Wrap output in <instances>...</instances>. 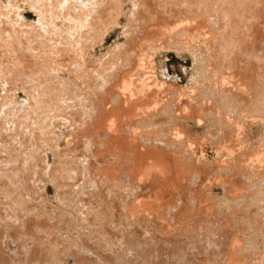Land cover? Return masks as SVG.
I'll return each instance as SVG.
<instances>
[{"label": "bare ground", "instance_id": "obj_1", "mask_svg": "<svg viewBox=\"0 0 264 264\" xmlns=\"http://www.w3.org/2000/svg\"><path fill=\"white\" fill-rule=\"evenodd\" d=\"M164 1L166 3H164ZM170 1V0H169ZM172 1V0H171ZM185 1V0H184ZM188 1V0H187ZM197 0H192V2L189 0L187 3L191 2V6H188V4L186 5V1L184 2L185 3V6H181L179 4V6L181 7H178L177 4L175 3V5L177 7H174V6H170L168 5L169 4H174V3H171V2H167L166 0H132V4H131V7L130 9L128 10V14H130V27L129 24H128V29L126 30H129L127 33H129L130 31V34L129 37L133 36L134 38V42H133V38H130L132 39V42L134 43L133 45H131L130 47L128 45L130 44H126L127 46L123 44L122 47H126V49L128 50H123L125 52V54L123 52H118L120 54L117 55L116 58H112L110 61L109 60V63L107 64H104L102 61H97V65H98V69H95V68H91V65H87L86 64V61H85V58H83L84 60H81L79 56L80 53L77 51L78 50V47L80 49V46L76 45V44H79L81 42H78V36H80L79 38L81 39L82 36L84 35H88L89 33H91L92 35V30L95 31L94 33L98 34L100 31H102V26L105 25L106 23H104L105 21H107V19L110 17L111 18V15H112V18L108 19V20H112L113 17H114V20H116L115 22H112L113 25H117V21L119 20V18L121 17V15L124 14V10H123V2L122 0H11L9 3L11 4V6L14 8H16V10L18 9V14H15V15H10L8 13V9L7 7L4 8L5 9V12H1L0 13V34L1 35H5L7 36L6 37V40L7 38L9 39L8 41H10L9 43V47L10 48H6L7 49V52L10 53V57L13 59L12 61V67L11 68V64L10 62H7L10 64V66L8 68H10V71H13V69H17V66L21 68V70H25V73L24 75L23 74H20L18 77L16 76V83L19 84V85H23L25 88H27V86H32L31 84H34L33 87H35L36 83L39 82L38 86H40L39 88H41V82L42 85L44 84V81H46V84L45 86L48 84L47 82L49 81L50 83L52 82V84H49V85H54V88H52L51 90H47V89H50L51 86L47 89H45L44 91L46 92V90L49 92L47 93L46 92V96L44 97H41L40 96V92L38 90V88L36 90H38L39 94H37L38 92H36L35 94L39 95V97L42 98L43 100V103L41 101V105H39V103H34V104H31L30 100L33 99L34 100V96L32 97V91L28 94L30 95V98L29 101L27 103L24 104V106L22 105V107H16L11 110L10 113V123H14L15 125H17L19 127V129H16L18 128L17 126H15L16 128H13L16 132H13V133H17L19 132L18 130H20V132L22 131L23 133L21 134L24 135L27 131L31 132V131H35L37 132L36 128H39V127H43L42 129V134H43V131L46 130V133L47 131H49V129L51 128L49 124H55V123H51V119L49 120V117L50 116H53V115H56L58 114L55 118L57 119V117L59 116L60 117V121L61 122H64L62 121L61 119H64V115L65 117L67 116V113H70V115L72 116L75 112L76 114L79 115V118H80V115L82 117V119L78 118V115L75 120L74 116H72L74 118V120H70V117L68 120H70L69 123H71L72 121V124L73 125H66L67 127L65 128V132H64V135H65V138L68 142V144H71V146L74 145V143L77 141L76 139L79 140V142L81 141V143H77L76 146L78 145H82V147L84 148L83 151H79L81 152L79 155H75L74 156V159L76 158L77 159V162H78V166L80 167L81 165V168H78L79 170L81 169V172H82V177L80 178L79 175L81 174V172L79 173L78 172V178L81 181H83L82 183L85 184V185H89L88 187H85L83 185V189L79 190L75 193H79V199L81 198L83 201H87V203L89 204V208L91 211L95 212V214L97 213L98 215L100 214L101 216L102 215H113L114 213L116 214H119L118 210H119V207L121 205L125 206L123 208H125V211L127 210L126 214L128 213V215L130 216H136V214H138L139 210L136 209L138 207H136L138 203H135L136 206L131 202L132 199L135 200L137 198V195H138V198H140L139 196L141 195V197H146L148 196V198H152L154 197L153 200L155 201H151L150 200H146L145 201V206L146 207V210H149V209H152L153 212L155 209L153 208H156L155 207H152L154 206L153 204L155 203V205L159 206V210L162 212L163 209H165V212L168 208H175L174 210L180 214V212H182L183 210H186L188 211V204H190V202L192 203L195 202V203H198V200L201 198V197H197L196 196H193V197H190L191 200L190 202L188 203V201L186 202V199L189 200L188 198H186V196L189 194L185 193V186L187 184H189L190 182H193L194 179H198V177H201V178H204V176H202V174L204 173V171H206L205 168H208L209 166H203V164H206L208 165V161H204V156H205V153H204V150L202 148V152L200 151V153H204V155H201L197 152H195L194 150L192 151L193 148L192 145L194 143V139L193 140V143H191L192 141L189 140L188 142L191 143V144H185V142L183 143V141H181L182 139V135L184 136V134H182L183 132H181V128L179 126V124H177L176 122L170 120L171 118L173 119L172 115L173 113H175L174 109H171L170 107H168V103L163 101V96L161 95L162 92H164V82L160 81L157 76H155V71L156 69H154L152 72V75H148L147 74H142V70L144 71L143 67L141 65H143L144 63L142 62V58L141 60L137 59L136 61V55H133L135 53H137V50L142 47V44L144 43L146 45V49H148V53H155L158 49L156 46H158L160 43L157 42L163 38H166L168 37L166 40L167 43L170 42V39L172 40L173 42V39L172 38H175L176 37V40L180 38V35H181V38H182V35L185 36L186 35H189L191 36V32L192 34H196V33H199L201 30H198V28L200 29L202 25H204L203 29L206 27V24H205V18L202 19V20H198V21H202L203 23H199V25L201 24L200 27H198V23H197V19H200V17H208L207 19V27L208 25L210 24L209 21H212L214 22L213 25H211L210 28H212V32L211 33H203V30H202V33H199L198 36H204L205 39V43L202 42L201 44L204 43L207 44L209 43V47L206 46V48L210 49L208 51H214V47L215 45H219L217 44V42H219V38L222 37V40H224L225 38H228L227 40H230L229 44H227V47H223L225 45H221L219 46V51L221 49V53H227V52H230L229 54V57L228 58L227 54L225 53L223 56L224 57H227L228 59V62L229 63L230 61V64H231V70L230 68L226 69L228 67V65H224V63L226 64V61H222L224 66H227V67H224L226 69V71H224V73L221 74L220 72V75H217L219 70L215 72V70H212L211 67H213V64L212 66H209V59H206L207 58V55L209 56V54H207L204 58H203V55L205 53V51L207 50H204V51H201L200 47L197 46L196 47H190L187 46L186 48L193 54V57L195 56V60H197V62L199 61V57H202L200 58L201 62L203 61H206L207 60V65L205 62V65L204 67L202 66V64H200L204 69V71L202 70V68L200 67V69L202 71L200 72H196V74H194L195 76L194 77V80L195 79H199L196 83H199V85L197 84L195 86V89L196 87H198L199 89H196V90H200V93L203 94V96H199V98L203 97V100L204 99H208V100H212V99H217L215 103L218 104V107L222 106L223 107V111L222 112L223 114L226 113V111H234L235 113H241L240 115L244 114L242 113L243 111L247 112V113H253L254 115H256L258 118L261 116L260 114H262V112H264V92L263 95L262 93L260 92V90H263L264 86L262 87V85H264V64H263V60H264V28L262 29V27H264V0H233V2L229 3V4H232L231 6H228L227 7H223V9L221 10H217L219 12V18L221 19L222 17L226 16L228 13L230 14V21L228 20V22H226V25H224V21L223 20H220L223 24L219 26L218 25H214L215 22H216V17L213 16L212 12L210 13H204L206 16H203L204 14L202 13V8L205 7H201V4H196V6H194V8H191L192 7V3H196L194 2ZM202 1V0H201ZM204 1V0H203ZM208 1V0H207ZM212 4H214V0H212ZM216 1H219V0H216ZM215 1V3H216ZM223 1V0H221ZM228 1V0H227ZM231 1V0H230ZM263 3V4H260V2ZM160 2H163V3H160ZM175 2V1H174ZM177 2V1H176ZM181 2V0L179 1ZM211 2V1H210ZM21 3H25V4H28L29 8L32 9L34 12H36L39 16V21L37 23H30L28 24V22L26 21L24 15H22L21 13V6L20 4ZM198 3V2H197ZM201 3V2H200ZM209 3V2H208ZM218 3V2H217ZM227 3V2H226ZM205 4V3H203ZM207 4V2H206ZM205 4V5H206ZM225 4V3H224ZM223 6H226V4ZM23 5V4H22ZM168 5V6H167ZM190 5V3H189ZM195 5V4H194ZM199 5V6H198ZM216 5V4H215ZM207 6V5H206ZM211 6V5H210ZM174 7V8H173ZM220 7V5L218 6ZM222 7V6H221ZM220 7V8H221ZM11 8V7H10ZM177 8V9H175ZM217 8V7H215ZM227 8V9H226ZM208 9V8H207ZM213 9V7H212ZM209 10V9H208ZM20 11V12H19ZM211 11V10H210ZM214 11V14L215 12ZM220 11L224 12V13H227L226 15L224 14V16L220 15ZM206 12V11H205ZM216 12V13H218ZM232 12V13H231ZM218 16V15H217ZM221 16V17H220ZM69 20L71 23L69 24H72L73 27L69 28L70 31L68 32H64V28L62 27H59L58 26V23L60 24V21H63V20ZM222 19H226V18H222ZM65 20V21H66ZM112 20V21H114ZM217 20V21H218ZM104 24H103V23ZM108 22V21H107ZM211 22V23H212ZM67 23V24H68ZM110 23V22H109ZM110 23V26H112ZM217 23V22H216ZM52 24V27L51 29L49 28L48 25ZM108 26V25H106ZM106 26H104V28H106ZM213 26V27H212ZM218 26V29L220 30H217L218 33L221 34L218 35L216 34V27ZM224 26H227L226 28V31L225 29H222V28H225ZM68 27V26H67ZM101 28V29H100ZM112 28V27H111ZM130 28V29H129ZM197 28V30L199 32L196 31L195 32V29ZM68 29V28H67ZM109 29V28H107ZM206 29V28H205ZM222 29V30H221ZM229 29V31H228ZM66 30V28H65ZM207 30V29H206ZM210 30L208 32H210ZM224 30V31H223ZM104 31V30H103ZM102 31V32H103ZM194 31V32H193ZM101 32V36L103 34V36L106 34L107 30L104 31V33ZM205 32V31H204ZM126 33V32H125ZM127 35V36H128ZM1 36V37H3ZM97 36V35H96ZM100 36V35H99ZM98 36V37H99ZM100 36V37H101ZM188 36V37H190ZM197 36V35H196ZM201 36V37H202ZM212 36V37H211ZM220 36V37H219ZM99 37V38H100ZM179 37V38H178ZM195 37V36H194ZM4 38V37H3ZM63 38H66L68 40V43L62 41ZM98 38V39H99ZM183 37L182 39H179L181 43H183L182 40H185ZM191 38H193L191 36ZM196 38V37H195ZM199 38V37H197ZM1 39V38H0ZM129 39V40H130ZM187 39V38H186ZM189 39V38H188ZM3 40V39H2ZM128 40V43L131 41ZM169 40V42H168ZM175 40V41H176ZM178 40V41H179ZM191 40H194V39H191ZM190 40V42H191ZM200 40V39H199ZM221 40V41H222ZM226 40V39H225ZM232 40V41H231ZM234 40V41H233ZM7 41V42H8ZM127 41V40H126ZM164 41V39H163ZM188 42V40H186ZM6 42V43H7ZM130 42V43H132ZM159 43L158 45L156 43ZM165 42V41H164ZM186 42V43H187ZM193 42V41H192ZM226 42V41H225ZM228 42V41H227ZM126 43V42H125ZM142 43V44H141ZM163 43V42H161ZM166 43V44H167ZM174 43V42H173ZM177 43V42H176ZM175 43V44H176ZM184 43V44H186ZM196 43V42H195ZM199 43V42H198ZM215 44L214 46H212L214 49L210 48V45L211 44ZM69 44V48L67 49V52H65V45H68ZM156 44V45H155ZM165 44V45H166ZM171 44V43H170ZM169 44V45H170ZM178 44V43H177ZM189 44V43H187ZM194 44V43H192ZM8 45V44H6ZM124 45V46H123ZM172 45V44H171ZM171 45L169 47H171ZM52 46V48L50 47ZM54 46H57V48L59 49H56L55 48V52L57 53L56 50H58V53L59 52H63L61 56L67 55L66 57V60L59 58L58 55L56 56L57 58L61 59L62 62H60L58 59L54 61V59L52 60L51 58H54L56 55L54 53ZM162 46V45H161ZM168 46V45H167ZM176 46V45H175ZM129 47V48H128ZM180 47H183L180 45ZM179 45L178 47L176 46L175 49L177 48H180ZM221 47V48H220ZM121 48V47H120ZM144 48V47H143ZM143 48H140V49H143ZM163 48V46H162ZM203 48V47H201ZM85 49V48H84ZM146 49L144 51L143 49V52H146ZM171 49V48H170ZM115 50V49H114ZM181 50V49H179ZM183 50V49H182ZM187 50V51H188ZM200 50V51H199ZM119 51V50H118ZM139 51V50H138ZM178 51V50H177ZM186 51V50H185ZM2 52V51H0ZM79 53V54H76V53ZM80 52H82L80 50ZM127 52V53H126ZM146 52V53H147ZM179 52V51H178ZM6 53V52H5ZM7 53V54H8ZM12 53L16 54L15 55H12ZM54 53V55L52 54ZM83 53V52H82ZM81 53V54H82ZM115 53V51H114ZM113 53V54H114ZM123 53V54H122ZM133 53V54H132ZM139 53V52H138ZM142 53V51H141ZM140 53V54H141ZM180 53V52H179ZM2 54V53H1ZM51 54L53 55V57H51ZM145 54V53H144ZM212 54V53H211ZM220 53L218 52V57H219V62L220 60L224 59L226 60V58H222V54L219 55ZM72 55V56H71ZM75 55V56H74ZM115 55V54H114ZM143 55V53L141 54ZM148 55V54H147ZM152 55V54H151ZM227 55V56H226ZM74 56V57H73ZM88 56V55H87ZM109 56V55H108ZM113 56V55H111ZM116 56V55H115ZM119 56V57H118ZM134 56H135V59H134ZM212 56V55H211ZM8 57V58H10ZM13 57H16V59H14ZM51 57V58H50ZM84 57V56H82ZM140 57V56H139ZM146 57V56H144ZM156 57V56H155ZM217 57V56H216ZM10 58V59H11ZM64 58V57H63ZM151 58V57H150ZM153 58V57H152ZM152 58L149 59L150 60V63H152L153 65V62H152ZM197 58V59H196ZM210 58V57H209ZM221 58V59H220ZM56 59V58H55ZM154 59V58H153ZM205 59V60H204ZM213 59V58H212ZM216 59V58H215ZM230 59V61H229ZM52 60V61H51ZM147 60V59H146ZM11 61V60H10ZM54 61V63H53ZM64 61H66L65 65L70 67L71 69L69 70L71 73H73V76L74 74L78 77V79H82L81 77H84L85 75L87 76L88 74L91 75L92 77L94 76V79L90 80V79H86L88 80L87 81V96H85L86 94V90H83L85 92L81 93V89H79L78 87H76L75 85H73L71 83V81L61 75H59V72H57V70H59L58 68H61L60 66H63L62 68H65L64 65H62L61 63H64ZM214 62V60H212ZM141 62V63H140ZM145 62V60H144ZM218 62V61H217ZM214 63L215 65L218 64V63ZM233 62V63H232ZM149 63V64H150ZM195 64V63H194ZM105 65V66H104ZM214 65V66H215ZM217 66V65H216ZM221 66V65H220ZM1 67V66H0ZM15 67V68H14ZM142 67V68H140ZM150 67H151V64H150ZM155 67V66H154ZM222 66L220 67L221 69H224ZM61 68V69H62ZM148 68V67H147ZM153 68V66H152ZM206 68V70H205ZM210 68V69H209ZM215 68V67H214ZM219 68V67H218ZM37 69L39 73H37ZM69 69V68H68ZM141 70V73L139 75V70ZM195 69V68H194ZM224 69V70H225ZM235 69V70H233ZM22 70V71H23ZM62 71V70H61ZM65 71V70H64ZM148 71V69H147ZM221 71V70H220ZM223 71V70H222ZM231 71V72H228ZM35 72V73H33ZM145 72V71H144ZM154 72V73H153ZM211 72V73H210ZM3 73V72H2ZM13 73V72H12ZM21 73V72H20ZM62 73V72H61ZM150 73V72H149ZM228 73V74H227ZM18 74V73H17ZM193 74V73H192ZM211 74V75H210ZM214 74V75H213ZM23 75V76H22ZM36 75H38L37 77L39 78V76L41 77V79H37ZM71 75V74H70ZM157 75V74H156ZM15 76V74H14ZM34 77V78H33ZM91 77V78H92ZM88 78V77H87ZM191 78V77H190ZM36 81H35V80ZM79 79V80H80ZM193 79V78H192ZM38 80H43V81H38ZM83 80V79H82ZM35 81V82H34ZM38 81V82H37ZM194 82V83H195ZM192 83H193V80H192ZM167 85V84H166ZM171 85V84H170ZM169 85V86H170ZM195 84H193L192 87H194ZM48 86V85H47ZM21 87V86H20ZM22 87V88H24ZM37 87V86H36ZM164 87V88H163ZM167 87V86H166ZM258 87V88H257ZM262 87V88H261ZM24 88V90H25ZM46 88V87H45ZM163 88V89H162ZM173 86H172V90H173ZM256 88L258 89V91L256 90ZM30 89V88H29ZM33 89V88H31ZM30 89V90H31ZM35 89V88H34ZM42 89V88H41ZM166 89V88H165ZM171 89V86L170 88L168 87L167 91H166V94L168 92V90ZM175 89V88H174ZM179 89V88H178ZM194 89V90H195ZM28 90V89H26ZM163 90V91H162ZM181 90V89H180ZM179 90V92H181ZM187 90V89H186ZM256 90V91H255ZM43 91V92H44ZM35 92V91H33ZM44 92V93H45ZM178 92V95L179 97H181L180 95L181 94ZM188 92H189V89H188ZM192 92V91H190ZM10 93V92H9ZM177 93V92H176ZM175 93V94H176ZM184 93V92H183ZM186 93V92H185ZM193 93V92H192ZM199 92L197 94H200ZM43 94V93H42ZM83 94V95H82ZM164 94V93H162ZM187 94V93H186ZM190 94V93H189ZM35 95V96H36ZM184 95V94H182ZM195 95V94H194ZM165 96V94H164ZM177 96V94H176ZM174 96V97H176ZM187 95H184L183 97H185ZM198 96V95H197ZM14 97V96H13ZM37 97H35L37 99ZM192 97V95H191ZM170 99V97H168ZM167 98V99H168ZM178 98V97H177ZM176 98V99H177ZM182 98V97H181ZM196 98V97H195ZM12 99V98H10ZM16 99V98H15ZM172 99V98H171ZM184 99V98H182ZM187 99V98H186ZM190 99V98H188ZM13 100V99H12ZM32 100V101H33ZM40 100V98L38 99ZM174 100V99H173ZM178 100V99H177ZM180 100V99H179ZM198 100V98H197ZM196 100V101H197ZM201 101V100H198L200 101V104H203L205 103V100L204 101ZM207 100V101H208ZM183 101V104L187 101ZM190 101H193V98L190 99ZM197 101V102H198ZM213 102L215 100H212ZM211 101V102H212ZM40 102V101H38ZM172 102V101H170ZM180 102V101H179ZM177 103L178 104H182V102L180 103ZM202 102V103H201ZM210 102V101H209ZM210 102V105H212ZM14 103V102H12ZM165 103V104H164ZM167 103V104H166ZM176 103V102H175ZM174 103V105H175ZM190 102L187 101V103H185L186 105H182V107L184 106L183 108V111H186L188 112L189 110V107H190ZM193 103V102H192ZM36 104V105H35ZM56 104H59V105H56ZM220 104V106H219ZM19 105V104H18ZM39 105V108L38 110L36 109H32L34 106H38ZM57 107H56V106ZM204 105V104H203ZM42 106V107H41ZM181 106V105H180ZM189 106V107H188ZM201 106V105H200ZM205 106V105H204ZM202 106V107H204ZM208 106V105H207ZM207 106L205 108H207ZM11 107V106H10ZM42 109H41V108ZM54 107V108H53ZM59 107V108H58ZM179 107V106H178ZM181 107V109H182ZM199 107V106H198ZM197 107V108H198ZM212 107L214 108V106L212 105ZM37 108V107H36ZM191 108V107H190ZM193 108V107H192ZM196 108V109H197ZM205 108H202V111L203 109ZM180 109V107H179ZM216 109V108H215ZM220 109V108H219ZM9 110V111H10ZM174 112H173V111ZM188 110V111H187ZM199 110V108H198ZM205 110H208L205 109ZM204 110V112H205ZM218 110V108H217ZM222 110V109H221ZM8 111V112H9ZM178 111V108L177 110ZM182 111V110H180ZM195 111V110H194ZM211 111V109H210ZM73 114H72V113ZM199 112V111H198ZM212 112V111H211ZM217 112V111H216ZM221 111H219L218 113H220ZM33 113H35L33 115ZM37 113V114H36ZM179 113V112H178ZM177 113V114H178ZM217 113V114H218ZM3 114V113H2ZM9 114V113H8ZM44 114V115H43ZM64 114V115H63ZM74 114V115H76ZM185 114V113H183ZM189 115V113H187ZM196 114V112H195ZM211 114V113H210ZM213 114V113H212ZM211 114V115H212ZM216 114V113H215ZM214 114V115H215ZM227 114V113H226ZM232 114V113H231ZM252 114V115H253ZM5 115V114H4ZM33 117H32V116ZM180 115V113L178 114ZM188 115H183L185 118H188ZM207 115V113H206ZM210 115V116H211ZM238 115V116H240ZM245 115V114H244ZM247 115V114H246ZM250 115V114H249ZM175 116V114L173 115ZM177 116V115H176ZM175 116V117H176ZM181 117H183L182 115H180ZM187 116V117H186ZM191 116V115H189ZM196 116V115H195ZM220 118L218 120V122H221L223 121V117H221L222 115H220ZM225 116V115H224ZM251 116V115H250ZM250 116H249V119H250ZM263 116V114H262ZM261 116V117H262ZM0 117L1 114H0ZM7 117V115H6ZM5 117V118H6ZM54 117H53V120H54ZM58 117V118H59ZM71 117V118H72ZM165 117H171V118H165ZM179 117V116H178ZM177 117V118H178ZM179 117V118H181ZM192 118H194V115L191 116ZM189 117V118H191ZM206 117V116H205ZM226 118L228 116H225ZM244 117V116H243ZM248 117V115L246 116ZM255 117V118H257ZM4 118V117H3ZM2 118V119H3ZM30 118V119H29ZM72 118V119H73ZM184 118V119H185ZM196 118V122H198L199 124H201L202 120L201 118L199 117V114H198V117H195ZM218 118V117H217ZM224 120L223 124L221 125V123L219 124L218 126V140H216L217 142V146H216V149L219 151H221V154L223 153L222 150L224 151L225 153V150L227 151L226 152V155L227 153L234 157V155H237V157L239 158V155L241 156V161L240 162V165L241 164H245L246 166L249 164H251L250 166L252 167L255 166L256 164H258V173L260 171V166L263 167L264 165V151H261L260 150L258 152H260L259 154H255V157L253 156V158H250L249 157V152H240V149H239V152H235V150L238 148L237 146V143L241 140H239V137L238 135L241 134V130L243 131V135H244V129H246L245 127L243 128V123H239V120H236L238 121V124H233L234 121L232 122H229V117L228 119ZM231 118V117H230ZM238 118V117H237ZM241 118V117H240ZM252 118V117H251ZM232 119V118H231ZM66 120V121H68ZM216 120V119H215ZM246 120V119H245ZM244 120V122H245ZM4 121V120H3ZM65 121V123H66ZM241 121V119H240ZM258 121V120H257ZM262 121V119H261ZM214 122V121H212ZM225 122H228L227 124H225ZM254 122V121H253ZM6 123V121H5ZM8 123V122H7ZM6 123V124H7ZM9 123V124H10ZM232 125H231V124ZM237 123V122H236ZM263 123V122H262ZM34 124H38V127H36L34 130L33 129V126ZM63 124V123H62ZM67 124V123H66ZM211 124V123H210ZM217 124V123H216ZM257 124V123H256ZM5 125V124H4ZM235 125V126H233ZM247 125V123H246ZM50 128H49V127ZM174 126V130L177 131H173L174 133H172L171 131V128ZM245 126V125H244ZM10 127V126H9ZM48 127V128H47ZM232 127L234 128V130H230L232 129ZM46 128V129H45ZM63 128V127H62ZM98 128V130H97ZM141 128V130H139ZM243 128V129H242ZM33 129V130H32ZM40 129V128H39ZM38 129V130H39ZM48 129V130H47ZM52 129V128H51ZM50 129V130H51ZM189 129V128H188ZM187 129V130H188ZM217 129V127H216ZM226 129L230 132L227 133ZM11 130V129H10ZM31 130V131H30ZM96 130V131H95ZM173 130V128H172ZM24 131H26L24 133ZM41 131V130H40ZM53 131V129H52ZM94 131V132H93ZM12 133V131H10ZM39 132V131H38ZM37 132V133H38ZM51 131H49L48 133L50 134ZM141 132V134H140ZM241 132V133H240ZM28 133V132H27ZM26 135L28 136L29 134ZM34 133V132H33ZM31 132L30 135L31 136H34L36 135L34 133ZM41 132H39L40 134ZM48 133L47 135L45 134V131H44V135L48 136ZM20 134H18L20 136ZM40 134V135H42ZM61 134V133H60ZM9 135V134H8ZM16 135V136H18ZM25 135V136H26ZM51 135V134H50ZM142 135L143 138L140 136ZM187 135V134H186ZM30 136V138H31ZM39 136V135H38ZM37 136V137H38ZM43 136V135H42ZM45 136V140H47L48 138V141L50 138L49 137H46ZM57 136H62L61 135H57ZM189 136V135H188ZM240 136V135H239ZM35 137V136H34ZM53 137V136H52ZM63 137V136H62ZM144 140V139H147L146 141L144 140H141V138ZM178 137H180L181 139H179ZM186 137V136H185ZM208 137V136H207ZM243 137V136H242ZM246 137V136H245ZM20 138V137H19ZM25 138V137H24ZM23 138V139H24ZM27 138V137H26ZM36 138V137H35ZM41 139L39 140H44L42 139V137H40ZM178 138V139H176ZM195 138V137H194ZM244 138V137H243ZM53 139V138H51ZM55 139V138H54ZM53 139V140H54ZM57 139V138H56ZM54 140V141H57L59 142V138L57 140ZM61 139V138H60ZM63 139V138H62ZM189 139V138H188ZM208 139V138H207ZM211 139V138H210ZM208 139V140H210ZM246 139V138H244ZM21 140V138H20ZM44 140V142H45ZM53 140H50V141H53ZM239 140V141H238ZM243 140V139H242ZM263 140V139H262ZM49 141V142H50ZM61 141V140H60ZM88 141V143H86ZM238 141V142H237ZM249 141V140H248ZM28 142V141H26ZM57 142H51V143H48V144H51L50 146H52L54 143H56L57 145ZM210 142V141H209ZM243 141H240L239 142V147L240 146V143H242ZM257 142V141H256ZM263 142V141H262ZM24 143V142H23ZM73 143V145H72ZM86 143V144H84ZM198 143V141H197ZM196 143V144H197ZM212 143V142H211ZM246 143V142H245ZM244 143V144H245ZM250 143V142H249ZM26 144V143H25ZM101 144V145H100ZM243 144V143H242ZM248 144V143H247ZM246 144V145H247ZM259 144V143H258ZM44 145V143H43ZM47 145V144H46ZM45 145V146H46ZM86 145V146H85ZM98 145H100V149L102 150V148L104 149V151H113L114 149V153L111 151V153L107 152L105 153V155H103L102 151H100V149L98 148ZM216 145V143H214V146ZM251 145H252V142H251ZM250 145V146H251ZM256 145V144H254ZM36 146V145H35ZM44 146V147H45ZM60 146V145H59ZM67 146V144H66ZM69 146V145H68ZM67 146V147H68ZM74 146L73 148H77L79 150H81V147L78 148ZM94 146V150H92L90 147ZM195 146V145H194ZM193 146V147H194ZM243 146V145H242ZM26 147V146H25ZM24 147V148H25ZM108 147V148H107ZM204 147V146H203ZM237 147V148H236ZM245 147V146H243ZM243 147L242 150H243ZM255 147V146H253ZM35 148V147H34ZM52 148H54V146H52ZM105 148H107L105 150ZM112 148V149H111ZM252 148V147H251ZM39 149V148H38ZM46 149V148H45ZM60 147H56L55 146V150H59ZM73 149V150H74ZM86 149V150H85ZM96 149H99V151H97ZM247 149V148H246ZM254 149V148H253ZM259 149V148H258ZM24 150V149H23ZM27 150V149H26ZM25 150V151H26ZM29 150V149H28ZM51 150V149H50ZM92 150V151H91ZM216 150V151H217ZM250 150V149H249ZM256 150V149H255ZM61 152H63V149L62 150H59ZM69 149L67 151V153H69ZM75 151V150H74ZM238 151V150H237ZM248 151V150H247ZM254 151V150H252ZM11 152V151H10ZM31 152V151H30ZM29 151H26L22 154H19V155H15L13 156L12 158H8L5 159L4 161L7 162H10L9 163H5L3 165L6 166H12L14 164V168H17L19 167L18 165L20 164H23L22 167H21V172H23V170L28 169L29 168H32L33 164L36 165L37 167V164H36V159L35 157H33L34 155L31 154ZM44 152V150H43ZM49 152V151H48ZM55 152V151H54ZM99 152V154H98ZM235 152V153H234ZM16 153V152H15ZM21 153V152H20ZM34 153V152H33ZM64 153V152H63ZM71 153V151H70ZM76 153V151L74 152V154ZM217 153H220V152H217ZM65 154V153H64ZM73 154V155H74ZM100 154L102 156H100ZM186 154V156L184 155ZM188 154V156H187ZM66 155H69V154H66ZM99 155V157H98ZM114 155V156H113ZM228 155V156H229ZM252 155V153H251ZM10 156V155H9ZM44 156V155H43ZM42 156V158H43ZM55 160L57 161V163L55 165H57V168L54 169L55 167L54 166V163L52 166H50L45 158V160H41L42 163L43 161H45V164L43 165L44 168H42V166L40 165V163L38 162V166L40 169L44 170L43 171V176H41V178L39 177V175H37L39 177V180H36L38 178H34V177H37V176H31L32 179L30 178H26L24 177V180H25V183L26 181H28V179L33 180V182L35 183L34 180H36V187L38 186L39 189L41 188V190L39 189H34L35 191L36 190H39L41 192V198L43 196V192H42V187L45 188V185L49 182L53 183L54 185H61L63 184L64 182L62 180H64V177L66 178H72V174L73 175H76V173L74 174V172H69V167L67 170H65L67 167V165H62L59 163L60 159H56L58 158L57 156H59V154L57 152H55ZM79 156V157H78ZM186 158H185V157ZM223 156V155H222ZM221 156V157H222ZM45 157V156H44ZM61 157V156H59ZM78 157V158H77ZM102 157V158H101ZM219 157V156H218ZM221 157L220 159V162H221V165L225 166L224 164V160H221ZM252 157V156H251ZM73 158V157H72ZM237 158V159H238ZM40 159V158H39ZM232 159V158H231ZM70 160V159H69ZM72 160V159H71ZM70 160V161H71ZM206 160V159H205ZM216 161V162H219V161ZM38 161V160H37ZM65 161V159H64ZM68 160H66L67 162ZM204 161V162H202ZM237 161V163H238ZM62 162V161H61ZM75 162V160H74ZM215 162V160H214ZM213 162V163H214ZM216 162L214 163V165H216ZM235 162V160H234ZM4 163V162H3ZM13 163V164H12ZM19 163V164H18ZM41 163V164H42ZM71 163V162H70ZM226 163V162H225ZM237 163H235L237 165ZM9 164V165H8ZM12 164V165H11ZM18 164V165H16ZM239 164V163H238ZM60 165V166H59ZM61 165H62V169L63 167L65 168L64 170L69 172L67 175H63L64 173H62V169H61ZM69 165V163H68ZM211 165V163L209 164ZM234 165V164H233ZM244 165V166H245ZM248 165V166H249ZM9 166V167H10ZM24 166V168H23ZM201 166V167H200ZM217 166H218V163H217ZM227 166V165H226ZM244 166H243V170H244ZM245 166V167H246ZM4 167V166H3ZM200 167V168H199ZM216 167V166H215ZM238 167V166H237ZM236 167V168H237ZM242 166H239V169H241ZM256 167V166H255ZM8 168V167H7ZM12 169L11 168V171H13L14 173H16V170L18 169ZM23 168V169H22ZM53 168V169H52ZM76 168V169H77ZM199 168V169H198ZM204 168V170H201V172H199V176L198 174L195 175L196 173L194 172L195 169H198V171H200V169ZM214 168V166H213ZM217 168V167H216ZM233 168V167H232ZM235 168V169H236ZM247 168V167H246ZM33 169V168H32ZM36 169V168H34ZM73 169V167H72ZM75 169V170H76ZM218 169V168H217ZM253 169V167H252ZM257 169V168H256ZM262 169V168H261ZM30 170V169H29ZM54 170H57V173L54 171ZM63 170V171H64ZM69 170V171H68ZM74 170V171H75ZM209 170V169H207ZM215 170V169H214ZM249 170V169H248ZM6 171L8 172V170L6 169ZM28 171V170H27ZM26 171V172H27ZM41 171V170H40ZM232 171V169H231ZM246 171V170H245ZM256 171V170H255ZM262 171V170H261ZM20 172V170L18 171ZM77 172V171H76ZM195 174H194V173ZM208 171H206L207 173ZM257 172V171H256ZM264 172V171H263ZM6 173V172H5ZM10 173V172H9ZM11 174V175H14ZM24 173V172H23ZM55 173V174H54ZM59 173H62V179L61 178H58V176L60 175ZM192 173L195 175H192ZM201 173V174H200ZM204 173V174H206ZM218 173V172H217ZM252 173V172H251ZM42 174V172H41ZM58 174V176L55 178V176ZM247 174V173H246ZM253 174V173H252ZM263 174V173H262ZM261 174V175H262ZM10 175V174H9ZM16 175L18 176L19 173ZM22 175V174H21ZM19 176V177H16L14 176L17 180L16 182L19 184V181L21 183V179H22V184H24V181H23V176ZM24 175V174H23ZM31 175V173H30ZM34 175V174H33ZM25 176V175H24ZM27 176V175H26ZM192 176L194 177V179L191 180ZM213 176V175H212ZM233 176V175H232ZM238 176V175H237ZM236 176V177H237ZM244 176V175H243ZM257 176H259V174H257ZM256 176V177H257ZM60 177V176H59ZM228 177V176H227ZM245 177V176H244ZM242 177V179L244 178ZM247 177V176H246ZM245 177V178H246ZM251 177V176H250ZM11 178V177H10ZM20 178V179H19ZM34 178V179H33ZM68 178V180H69ZM74 178V177H73ZM72 178V179H73ZM208 178V177H207ZM211 178V177H210ZM220 178V177H219ZM230 178V177H229ZM259 178V177H258ZM262 178V177H261ZM260 178V179H261ZM70 179V181L72 180ZM75 179V178H74ZM234 179V178H233ZM237 179V178H236ZM240 179V178H239ZM241 179V180H242ZM247 179V178H246ZM13 180V179H12ZM67 180V181H68ZM79 180H76L79 182ZM201 180V179H200ZM65 181V180H64ZM74 181V180H73ZM72 181V182H73ZM103 181V183L101 182ZM204 181V180H203ZM208 181V180H207ZM235 181V180H234ZM233 181V183H234ZM240 181V180H239ZM248 181V180H247ZM260 181V180H259ZM47 182V183H46ZM63 182V183H62ZM79 182V183H80ZM196 182V181H195ZM205 182V181H204ZM203 182V183H204ZM214 182V181H213ZM232 182V181H231ZM230 182V183H231ZM13 183V182H12ZM32 183V182H31ZM33 183V184H34ZM59 183V184H58ZM69 183V182H68ZM74 183V182H73ZM209 183V182H208ZM227 183V181H226ZM259 183V182H258ZM264 183V182H263ZM99 185L101 184L100 186H102V188L100 189V191L98 190V186L96 185ZM192 184V183H191ZM200 184V183H199ZM235 184V183H234ZM262 184V183H261ZM27 184H25L26 186ZM68 185V184H67ZM71 185V184H69ZM190 185V184H189ZM193 185H197V184H193ZM191 185V186H193ZM213 185V184H212ZM229 185V184H228ZM246 185V183H245ZM15 186V185H14ZM24 186V185H23ZM24 186V187H25ZM29 185H27L25 188L26 189H30V188H27ZM56 186V188H57ZM66 186V184H65ZM72 186V185H71ZM70 186V188H71ZM74 186V185H73ZM79 186V185H78ZM77 186V187H78ZM82 186V185H81ZM238 186V185H237ZM244 186V185H243ZM4 187V186H3ZM36 187H32L31 188H36ZM37 187V188H38ZM59 187V186H58ZM67 187V186H66ZM98 187V188H97ZM178 188L181 189V187L183 188L182 190H185L184 191H180V193L182 192V194L184 195L185 193V198L184 196L182 197V199H184L185 201V206L184 208L183 205H179L180 203H183L181 201H183L181 198V200L179 198H175V194L176 192L173 193V195L175 196L174 199H171V197L173 198V195L171 194V191H166L165 188H170L171 189H175V188ZM194 187V186H193ZM213 187V186H212ZM232 187V186H230ZM62 187L60 186V189ZM64 188V187H63ZM62 188V190H63ZM68 188V187H67ZM228 188V187H227ZM241 188V187H240ZM6 189V187H5ZM4 189V190H5ZM69 189V188H68ZM76 189V187H75ZM74 189V190H75ZM125 189V190H124ZM206 189V188H205ZM208 189V188H207ZM226 189V188H225ZM252 189V188H251ZM259 189V188H258ZM67 190V189H66ZM72 190V189H71ZM70 190V191H71ZM168 190V189H167ZM176 190V189H175ZM177 190V191H178ZM192 190H194L192 188ZM192 190H191V193H192ZM202 190V188H201ZM238 190V189H237ZM22 191V190H21ZM24 191H26L24 189ZM23 191V192H24ZM61 191V190H60ZM69 191V190H67ZM122 191V192H121ZM190 191V190H189ZM188 191V192H189ZM195 191V190H194ZM227 191V190H226ZM250 191V190H249ZM255 191V190H253ZM9 192V191H8ZM30 193L31 191H27V193ZM38 192V191H37ZM57 192V191H56ZM184 192V193H183ZM201 192V191H200ZM232 192V191H231ZM261 192V191H260ZM62 193V192H61ZM59 191H58V194H56L57 196H63ZM65 193V192H64ZM146 193H149L148 195ZM179 193V194H180ZM244 193V192H243ZM256 193V192H255ZM254 193V194H255ZM259 193V192H258ZM26 194V193H25ZM68 194V193H67ZM82 194V195H80ZM146 194V195H145ZM178 194V193H176ZM182 194H180V197L182 196ZM208 194V193H207ZM252 194V193H251ZM250 194V195H251ZM27 195V194H26ZM29 195V194H28ZM27 195V196H28ZM31 195V194H30ZM29 195V196H30ZM39 195V194H38ZM76 195V194H74ZM78 195V194H77ZM145 195V196H143ZM233 195V194H232ZM231 195V196H232ZM245 195V194H244ZM26 196V197H27ZM64 196H66L64 194ZM63 196V197H64ZM178 196V195H177ZM192 196V195H191ZM201 196V195H200ZM230 196V197H231ZM258 196V195H257ZM34 197V196H32ZM62 197V198H63ZM136 197V198H135ZM188 197V196H187ZM203 197V196H202ZM239 197V196H237ZM256 197V196H255ZM10 198V196H9ZM30 198V197H29ZM67 198V197H66ZM72 197H70L71 199ZM77 198V197H76ZM137 198V199H138ZM147 198V199H148ZM167 198V199H166ZM32 199V198H31ZM68 199V198H67ZM75 199V198H73ZM80 199V200H81ZM203 199V198H202ZM33 200V199H32ZM63 200H66V199H63ZM61 199V202L63 201ZM76 200V199H75ZM81 200V201H82ZM143 200V198H142ZM142 200H139V201H142ZM156 200H158L159 202H156ZM166 200V201H165ZM180 200V201H179ZM201 200V199H200ZM207 200V199H206ZM14 201V200H13ZM12 201V202H13ZM27 201V200H26ZM60 201V200H59ZM68 201V200H67ZM95 204H97L95 206V204L93 202H96ZM161 201V202H160ZM165 201L164 205H162V203ZM202 201V200H201ZM204 201V199H203ZM18 202V201H17ZM151 202V203H149ZM206 202V201H205ZM229 202V201H228ZM22 203V202H21ZM25 203V202H24ZM75 203V202H74ZM130 203V204H129ZM168 203V204H167ZM172 203V205H171ZM187 203V204H186ZM255 203V202H254ZM19 204V203H18ZM68 204V202H67ZM167 204V206H166ZM170 204V205H169ZM174 204V205H173ZM178 204V205H177ZM193 204V203H192ZM134 205V206H133ZM141 206L143 204H140ZM202 204H199L198 207L196 208V205H195V208L197 209L196 211V214H200V213H197L198 211L201 212L202 209H204L203 206H205L203 204V206H201ZM212 205V204H211ZM217 205V204H216ZM12 206V205H11ZM21 206V205H20ZM23 206V205H22ZM71 206V205H70ZM180 206V207H179ZM188 206V207H187ZM194 206V205H193ZM210 206V205H209ZM208 206V207H209ZM220 206V205H219ZM60 207V206H59ZM135 207V208H134ZM161 207L163 209H161ZM222 207V206H221ZM224 207V206H223ZM69 208V207H68ZM141 208V207H140ZM181 209V210H178V209ZM187 208V209H186ZM242 208V207H241ZM158 209V207H157ZM199 209V210H198ZM207 209V208H206ZM205 209V210H206ZM210 209H211V206H210ZM215 209V208H214ZM238 209V208H237ZM61 210V209H60ZM121 210V209H120ZM138 210V212H137ZM143 210V211H142ZM192 210V209H191ZM228 210V209H227ZM247 210V209H246ZM10 211V210H9ZM63 211V210H62ZM124 211V213H125ZM141 213H144L145 214V210L144 209H140ZM174 211V212H175ZM204 211V210H203ZM215 211V210H214ZM262 211V210H261ZM59 212V211H58ZM72 212V211H71ZM90 212V211H89ZM92 212V213H93ZM147 212V211H146ZM152 213V211H150ZM160 212V213H161ZM164 212V211H163ZM164 212V213H165ZM184 212V211H183ZM190 212V211H189ZM213 212V211H212ZM107 213V214H106ZM149 213V212H147ZM167 213V212H166ZM175 214V216L179 217L178 214ZM194 213V212H193ZM202 213V212H201ZM227 213V212H226ZM42 214V213H40ZM96 214V215H97ZM116 214V215H117ZM132 214V215H131ZM140 215V213L138 214V218L139 220L141 221L142 224H144L143 226L147 228H151L152 230H155L156 232V229L154 227H159V226H164L162 223H165V221L161 220V223H159L160 221L158 220V222L155 221V218L153 217V215L151 214H145V215ZM159 214V213H158ZM184 213H181V215H183ZM189 214V213H188ZM204 215V213H202ZM220 214V213H219ZM230 214V213H229ZM45 215V214H44ZM56 215V214H55ZM59 215V213H58ZM69 215V214H67ZM73 215V214H72ZM89 215V214H88ZM99 215V216H100ZM121 215V214H120ZM128 215L126 216L128 218ZM157 215V214H156ZM163 215V214H162ZM167 214H165V217L168 218V215L166 216ZM193 215V214H191ZM201 215V214H200ZM202 215V217H203ZM208 215V214H207ZM15 216V215H14ZM41 215H39V218H40ZM118 216V215H117ZM129 216V218H131ZM133 216V217H134ZM175 216H173L172 218L174 219ZM186 216V214H185ZM210 216V215H209ZM238 216V215H237ZM42 217H43V214H42ZM41 217V218H42ZM68 217V216H66ZM90 217V216H89ZM92 217V215H91ZM97 217V216H96ZM105 217V216H104ZM119 217H123V216H119ZM118 217V218H119ZM124 216V218H126ZM133 217L131 218V220H123V222L125 221L126 223L129 221V223L127 224H130V221H132ZM158 217V216H157ZM157 217H156V220H157ZM163 216H161L160 218V215L158 218L162 219ZM177 217L175 219H177ZM198 217V216H197ZM200 217V216H199ZM199 217L197 219H199ZM201 217V219H202ZM213 217V216H211ZM215 217V216H214ZM46 218V216L44 217ZM49 218V217H47ZM51 218V217H50ZM69 218V217H68ZM117 218V219H118ZM206 218V217H205ZM221 218V217H220ZM250 218V217H249ZM57 219V218H56ZM63 219V218H62ZM97 219V218H96ZM95 219V220H96ZM116 219V220H117ZM164 219V218H163ZM169 219V218H168ZM181 220V218H178ZM188 219V218H187ZM192 219V218H190ZM196 219V220H197ZM199 219V220H201ZM209 218H207L208 220ZM218 219V218H217ZM80 220V219H79ZM91 220V218H90ZM94 220V219H93ZM98 220V219H97ZM121 220V219H120ZM135 220H138V219H135ZM167 220V219H166ZM195 220V221H196ZM198 220V221H199ZM42 221V220H41ZM45 221V220H43ZM50 221V220H49ZM92 221V220H91ZM90 221V222H91ZM163 221V222H162ZM174 221V220H173ZM178 221V220H177ZM188 221V220H187ZM190 221V220H189ZM197 221V222H198ZM209 221V220H208ZM224 221V220H223ZM248 221V220H247ZM46 222V221H45ZM68 222V220H67ZM89 222V223H90ZM120 222V221H119ZM118 222V223H119ZM123 222L121 221V223L123 224ZM167 222V221H166ZM171 221L169 220V223ZM185 222V221H184ZM73 223V222H72ZM71 223V224H72ZM117 223V224H118ZM120 223V225H121ZM133 223V222H132ZM131 223V224H132ZM140 223V222H139ZM169 223H166L168 226ZM181 223V222H180ZM179 223V224H180ZM183 223V222H182ZM181 223V224H182ZM194 223V222H193ZM228 223V222H227ZM45 224V223H44ZM47 224V223H46ZM55 224V223H54ZM60 224V223H59ZM68 224V223H67ZM92 224V223H91ZM135 221H134V223ZM138 224V222H137ZM141 224V225H142ZM162 224V225H161ZM172 224V222L170 223ZM198 224V223H196ZM208 224V223H207ZM217 224V222H216ZM224 224V223H223ZM234 222L231 224L233 225ZM12 224H10L11 226ZM66 225V224H65ZM69 225V224H68ZM84 225V224H83ZM89 225V224H88ZM101 225V224H100ZM176 225V223H175ZM178 225V224H177ZM188 225V224H187ZM211 225V224H210ZM41 226V224H40ZM46 226V225H45ZM57 226V225H56ZM67 226V225H66ZM72 226V225H71ZM74 226V225H73ZM77 226V225H76ZM107 226V225H106ZM122 226H125V225H122ZM130 226V225H129ZM133 227V225H131ZM180 226V225H179ZM198 226V225H197ZM197 226H194L195 229ZM200 226V225H199ZM217 226V225H216ZM227 226V225H225ZM224 226V227H225ZM236 226V225H235ZM13 227V226H11ZM50 227V226H49ZM90 227V226H89ZM94 227H95V224H94ZM128 227V226H126ZM131 227V228H132ZM140 227V226H139ZM170 227V225H169ZM181 227V226H180ZM179 227V229H180ZM190 227V226H189ZM193 227V226H192ZM191 227V229H192ZM202 227V226H201ZM203 227H206L204 226L203 224ZM209 227V226H208ZM233 227V226H232ZM231 227V228H232ZM242 227V226H241ZM240 227V228H241ZM1 228V227H0ZM16 228V227H15ZM47 228V227H46ZM46 228H43L44 230ZM58 228V227H57ZM56 228V229H57ZM92 228V227H91ZM164 228V227H163ZM166 228V227H165ZM226 228V227H225ZM229 227V229H231ZM239 226L236 228L238 229ZM239 228V230H241ZM244 228V227H242ZM257 228V227H256ZM12 229V228H11ZM50 229V228H49ZM59 229V228H58ZM93 229V228H92ZM100 229V228H99ZM168 229V228H167ZM165 229V230H167ZM175 229H176V226H175ZM178 229V230H179ZM194 229V228H193ZM215 229V228H213ZM246 229V228H245ZM259 229V228H258ZM264 229V228H263ZM39 230V229H38ZM144 230V229H143ZM147 230V229H146ZM159 230V228H158ZM183 230V229H182ZM187 230V229H186ZM207 230V229H206ZM209 230V229H208ZM221 230V229H220ZM219 230V231H220ZM227 230V229H226ZM233 228L230 230L232 232ZM234 230H235V227H234ZM4 231V230H3ZM15 231V230H14ZM48 231V230H47ZM46 231V232H47ZM108 231V230H107ZM126 231V230H125ZM148 231V230H147ZM164 231V230H163ZM162 231V232H163ZM168 232L169 231H174V230H167ZM214 231V230H213ZM212 231V232H213ZM236 231V230H235ZM18 232V231H17ZM44 232V231H43ZM52 232V233H51ZM51 235L54 233V231H51ZM151 232V230H150ZM149 232V234H150ZM158 232V231H157ZM156 232V233H157ZM195 232V231H194ZM199 232V231H198ZM204 232V231H203ZM209 232V231H208ZM223 232V231H222ZM228 231H226L227 233ZM239 231L237 230V233L236 234H239L238 233ZM241 232V231H240ZM243 232V231H242ZM241 232V233H242ZM258 232V231H257ZM2 236H5V234L3 235L2 233L3 232H0ZM45 233V232H44ZM102 233V231H101ZM139 232H135V230H133L131 233H128L127 235L124 236L125 239V242L127 245H130L131 247L133 246H142L143 243H144V248L145 249H148L149 247H152L156 244L159 245V246H162L164 244H169L175 248L177 247H181V245L179 246V242H177L178 240L173 236L172 238L170 239H167L166 241V235L164 240L163 239H159V237L156 236L154 237L153 236V239L150 240V238H145L144 237V241L142 239H138L139 238ZM143 233V232H142ZM148 234V232H146ZM155 233V234H156ZM165 233V232H164ZM162 233V234H164ZM216 233V232H215ZM225 233V234H226ZM230 233V232H229ZM228 233V234H229ZM235 234V232H233ZM254 233V232H253ZM57 234V233H56ZM113 234V233H112ZM145 234V235H147ZM153 234V232L151 233ZM166 234H168L166 232ZM178 234V233H177ZM0 235V236H1ZM49 235V236H48ZM47 235V238L50 237L51 235L48 233ZM80 235V234H79ZM101 235V234H100ZM192 235V234H191ZM207 235V234H206ZM244 235V234H243ZM53 236V235H52ZM58 238H59V235L57 234L56 235ZM55 236V237H56ZM149 236V235H148ZM147 236V237H148ZM161 236V235H159ZM168 236V235H167ZM179 236V235H178ZM224 236V235H223ZM229 236V235H228ZM232 236V235H231ZM230 236V237H231ZM234 236V235H233ZM232 238L229 237V240H225L224 238V241L223 243L227 246L225 247L226 250H223L225 252L222 251V253L224 255V259L226 258V260H223V261H227L229 260L230 262L232 261H236L237 258H238V261H236V264H244L246 261L243 262V258L239 259V254L243 253L245 248L247 247H240L243 249V251L241 252V249H236L237 247L235 245L238 246V244L236 243V241L234 240H240L239 238H235L236 236H234ZM240 236V234L238 235V237ZM95 237V236H94ZM93 237V238H94ZM99 237V236H98ZM96 237V239L98 238ZM169 237V236H168ZM171 237V236H170ZM204 237V236H203ZM210 237V236H209ZM242 237V236H241ZM244 237V236H243ZM2 238V237H0ZM46 238V240H47ZM51 238V241L52 242V237ZM54 238V237H53ZM83 238V237H82ZM180 238V237H179ZM192 238V237H191ZM195 238V237H194ZM223 238V237H222ZM235 238V239H234ZM3 239V238H2ZM55 239V238H54ZM61 239V237H60ZM117 239V238H116ZM121 239V238H119ZM228 239V238H226ZM87 240V239H85ZM140 240V241H139ZM169 240V241H168ZM177 240V241H176ZM202 240V239H201ZM237 240V241H238ZM39 241V240H38ZM45 241V240H44ZM84 241V240H83ZM87 241H91V240H87ZM122 241V240H121ZM180 241V240H179ZM243 241V240H242ZM248 241V240H247ZM251 241V240H250ZM49 242V243H50ZM54 242V240H53ZM56 242V241H55ZM59 242V241H58ZM57 242V243H58ZM92 242V241H91ZM89 242L90 244H93L95 246V243H91ZM97 242V241H96ZM107 242V241H106ZM123 242V241H122ZM142 244H141V243ZM197 242V241H195ZM3 242L1 241L0 242V248H2V251L4 253V247H3ZM47 242H45V245H46ZM82 243V242H80ZM85 243V242H84ZM89 245V248L93 251V250H96L98 251V247H92L93 245ZM129 243V244H128ZM254 243V242H253ZM41 244V243H40ZM43 244L42 243V247H43ZM56 244V243H55ZM62 244V242H61ZM86 244V243H85ZM154 244V245H153ZM244 244V243H242ZM44 245V246H45ZM48 245V244H47ZM51 244H49V247H50ZM59 245H60V242H59ZM83 245V244H82ZM115 245V243H114ZM258 245V244H257ZM38 246V245H37ZM40 246V245H39ZM53 246V244H52ZM56 246L58 247V245L56 244ZM61 246V245H60ZM59 246V248H60ZM98 246V245H97ZM158 246V247H159ZM177 246V247H176ZM195 247V245H193ZM213 246V245H212ZM224 246V245H223ZM40 247V249L42 248ZM81 247V246H80ZM88 247V246H87ZM148 247V248H147ZM188 247V246H187ZM209 247V246H207ZM211 247V246H210ZM229 247V248H228ZM250 247V245H249ZM38 248V247H37ZM58 248V249H59ZM85 248V247H84ZM93 248V249H92ZM141 248V247H140ZM155 248V247H154ZM191 248V247H190ZM197 248V247H196ZM202 248V247H201ZM212 248V247H211ZM34 249V248H33ZM49 249V248H48ZM57 248L54 249V247L52 248V251L50 252L52 255H46L45 251L41 252V254L43 255V253L45 254L44 256H46L47 258V261L50 260L52 261L53 264L57 263L58 264V257L56 255V250ZM104 249V248H103ZM143 249V248H142ZM143 249V250H145ZM150 249V248H149ZM148 249V250H149ZM199 249V248H197ZM215 249V248H213ZM251 249V248H250ZM253 249V248H252ZM39 250V249H37ZM46 250V249H45ZM89 250V249H88ZM87 250V251H88ZM101 250V249H100ZM130 250V249H129ZM132 250V249H131ZM140 250V249H139ZM155 250H157V247L155 248ZM160 250V249H159ZM178 250V249H177ZM186 250V249H185ZM191 250V249H190ZM194 250V249H193ZM1 251V250H0ZM34 250H32L33 252ZM42 251V249L40 250ZM54 251V252H53ZM86 251V252H87ZM121 251V250H120ZM151 251V250H150ZM154 251V250H153ZM158 251V250H157ZM162 251V250H161ZM197 251V250H196ZM258 251V250H257ZM31 252V253H32ZM36 252V250H35ZM48 252V253H49ZM100 252V251H99ZM98 252V253H99ZM148 253L151 254V252L147 251ZM194 252V251H193ZM200 252V251H199ZM212 252V250H211ZM246 252V251H245ZM244 252V253H245ZM30 253V252H29ZM38 254V252H36ZM47 253V254H48ZM101 253V252H100ZM156 253V252H154ZM159 253V252H158ZM157 253V254H158ZM188 253V252H187ZM210 253V252H209ZM208 253V255H209ZM214 253V252H212ZM220 253V254H222ZM33 254V253H32ZM31 254V255H32ZM40 255H38L39 257L38 258H41ZM76 254V253H75ZM74 254V255H75ZM125 254V253H124ZM145 254L147 255L146 251H145ZM157 254L155 256H157ZM161 254V253H160ZM204 254L205 253V250H204ZM211 254V253H210ZM246 254V253H245ZM30 255V257H31ZM140 255V253H139ZM149 255V254H148ZM164 255V254H163ZM212 255V254H211ZM29 256V255H28ZM34 258L36 259L35 257V253H34ZM79 256V255H78ZM102 256V255H101ZM144 252H143V258H144ZM160 256V255H159ZM170 256V255H169ZM200 256V255H198ZM203 256V255H202ZM206 256V255H205ZM241 256V255H240ZM244 256V255H243ZM247 256V255H246ZM263 256V255H261ZM103 257V256H102ZM129 257V256H128ZM148 256H146L145 258L147 259ZM150 257V256H149ZM178 257V256H177ZM191 257V256H190ZM245 257V256H244ZM254 257V256H253ZM37 258V259H38ZM76 261L79 262V264H91L89 262V259L86 258V257H77L76 255ZM100 258V257H99ZM153 258V257H152ZM156 258V257H155ZM192 258V257H191ZM218 258V257H217ZM2 259V257H1ZM42 261H43V258H41ZM111 259V258H110ZM142 258H140L141 260ZM154 259V258H153ZM187 259V258H186ZM195 259V258H194ZM198 259V258H197ZM207 259V258H206ZM214 259V258H213ZM219 259V258H218ZM223 259V257H222ZM245 259V258H244ZM249 261H250V258H248ZM5 260V259H3ZM129 260V259H128ZM155 260V259H154ZM162 260V259H161ZM178 260V259H177ZM188 260V259H187ZM186 260V261H187ZM191 260V259H190ZM202 260V259H201ZM220 260V259H219ZM247 260V259H246ZM264 260V258H263ZM6 261V260H5ZM49 261V262H50ZM75 261V262H76ZM110 261V260H109ZM117 261V260H116ZM147 261V260H146ZM149 261V260H148ZM152 261V259L150 260ZM160 261V260H156L154 261V263L158 264L157 262ZM163 261V260H162ZM161 261V262H162ZM166 261V260H165ZM193 261V260H191ZM190 261V262H191ZM228 261V264H231L229 263ZM41 262V261H40ZM103 262V261H102ZM138 262V261H137ZM199 262V261H198ZM201 262V261H200ZM213 262V261H212ZM215 262V261H214ZM241 262V263H240ZM248 262V261H247ZM4 263L1 262L0 264ZM51 263V262H50ZM100 263V262H99ZM127 263V262H126ZM153 263V262H152ZM196 262H194L195 264ZM225 263V262H224ZM39 264V263H38ZM42 264V263H40ZM60 264V263H59ZM117 264V263H116ZM123 264V263H122ZM160 264V263H159ZM162 264V263H161ZM166 264V263H165ZM190 264V263H189ZM200 264V263H199ZM204 264V262H203ZM209 264V262H208ZM223 264V263H222ZM233 264H235L233 262ZM247 264V263H245ZM259 264V263H258ZM261 264V263H260Z\"/></svg>", "mask_w": 264, "mask_h": 264}, {"label": "rangeland", "instance_id": "obj_2", "mask_svg": "<svg viewBox=\"0 0 264 264\" xmlns=\"http://www.w3.org/2000/svg\"><path fill=\"white\" fill-rule=\"evenodd\" d=\"M11 0H0V13L2 12H5V9L4 8H6L7 7V9H8V13L10 14V15H15V14H18V9L16 10V8L14 7H12L11 6V4L9 3ZM132 0H122V2H123V10H124V14L123 15H121V17L119 18V20L117 21V25H113V23L112 22H115L116 20H114V17H113V19L112 20H114V21H110V20H108L107 19V21H105L104 23H106L105 25H103L101 28H102V31L104 30H107V32H106V34L103 36V34H102V36H101V32L102 31H100L98 34L96 33H94L95 31H93V29H91L92 31V35H91V33H89L88 35L86 34V35H84V36H82V38L80 39L79 37L80 36H78V42H81V43H79V44H76V45H78V46H80V49H79V47H78V52L80 53H76V54H79V55H77V56H79L80 57V59L81 60H84L83 58H85V61H86V64L87 65H91V68H95V69H98V65H97V61L99 60V61H102L104 64H107V63H109V60L110 61H112L111 59L113 58H116L117 57V55H119L120 56V54H121V52H123L124 54H125V50H127L126 49V47L124 48V47H122V45L121 44H123L124 43V45L125 46H127L126 44H130V45H128L129 47L131 46V45H133L134 43V38H133V36H131V37H129V35L128 34H130V32L129 33H127L129 30H126V29H128V27H130V14H128V10L130 9V7H131V4H132V2H131ZM167 2H171V3H174V4H169L168 3V5H170V6H174L175 5V3L177 4V6L178 7H183V6H185V1H186V5L188 4V6H191V2H192V0H190L191 2H189L190 3V5H189V3H187L188 1L187 0H181V2H179L180 0H166ZM175 1V2H174ZM177 1V2H176ZM211 1V2H210ZM215 1L216 0H214V4H212V0H197V2L196 1H194V2H196V3H192V7L191 8H194V6H196V4H201V7H203V6H205V7H203L201 10H202V13L204 14V13H206V15H207V13H211L212 12V14H213V16L214 17H216V19L218 20V18L217 17H219V10L221 9H223V7H227V5L228 6H231L232 4H229V3H231V2H233V0H223V1H221V0H219V1H216V3H215ZM201 2V3H200ZM206 2H207V4H206ZM209 2V3H208ZM218 2V3H217ZM227 2V3H226ZM229 2V3H228ZM260 2V1H259ZM261 2H262V0H261ZM260 2V4H263V3H261ZM160 3H163V2H160ZM164 3H166L165 1H164ZM181 3H182V5H181ZM203 3H205V4H203ZM226 4V6H223V4ZM23 4V5H22ZM179 4L181 5V6H179ZM216 4V5H215ZM224 4V5H225ZM167 5V6H168ZM198 5V6H199ZM211 5V6H210ZM220 5V7H218ZM20 6H21V13H22V15H24V17H25V19H26V21L28 22V24H30V23H37L38 21H39V16H38V14L36 13V12H34L32 9H30L28 6V4H25V3H21L20 4ZM176 5L174 6V7H177ZM11 7V8H10ZM173 7V8H174ZM177 7V8H178ZM212 7H213V9H212ZM215 7H217V8H215ZM177 8H175V9H177ZM209 10H208V9ZM179 9V8H178ZM216 9L218 10V11H216ZM227 9V8H226ZM211 10V11H210ZM206 11V12H205ZM214 11H216V12H218V13H216L215 12V14H214ZM20 12V11H19ZM225 12V11H224ZM224 12H222V11H220V15H221V13H222V15L224 16V14L226 15L227 13H224ZM224 13V14H223ZM232 13V12H231ZM205 14L203 15V16H206ZM218 15V16H217ZM221 15V16H222ZM220 16V17H221ZM230 17V14L228 13L226 16H224V17H222V18H226V19H220L219 18V20L217 21L216 20V22H215V24L214 25H218L219 26V24L220 25H222L223 23H224V25H226V22H228V20L231 18H229ZM111 18H112V15H111ZM110 18V19H111ZM206 19L205 20V24H206V29L209 31L210 29L212 30V28H210L211 27V25H213V23L214 22H212V21H209L210 22V24L208 25V27H207V19H208V17L206 18V17H200V19H197V23L199 22V23H203L202 21H198V20H202V19ZM66 20V19H65ZM63 20V21H60V24L58 23V26L59 27H65L66 28V30H65V28L63 29L64 30V32H68V31H70V29L69 28H71V27H73V25L72 24H69V23H71L69 20ZM220 20H225L223 23L220 21ZM231 20V19H230ZM229 20V21H230ZM69 22V23H68ZM112 23L111 25L112 26H110V23ZM212 22V23H211ZM68 23V24H67ZM103 23V22H102ZM103 23V24H104ZM116 23V22H115ZM199 23H198V27H200L201 26V24L199 25ZM229 23V22H228ZM128 24H129V26H128ZM204 24V23H203ZM31 25V24H30ZM106 25H108V26H106ZM49 26V28L51 29V27H52V24H50V25H48ZM68 26V27H67ZM104 26H106V28H104ZM128 26V27H127ZM203 27H204V25H202ZM201 26V28L199 29L198 28V30H201L200 32L197 30V28L195 29V32L194 33H196V31L197 32H199V33H202V30H203V33H211L212 31L210 30V32H208L205 28L203 29V27ZM218 26L215 28L216 29V32H217V30H220V29H218ZM112 27V28H111ZM213 27V26H212ZM225 28H222V29H225V31H226V28H227V26H224ZM68 28V29H67ZM100 28V29H101ZM107 28H109V29H107ZM131 28V27H130ZM129 28V29H130ZM264 27H262V29H263ZM221 29V30H222ZM68 30V31H67ZM104 31L102 32V33H104ZM205 31V32H204ZM224 31V30H223ZM228 31H229V29H228ZM126 32V33H125ZM199 33H196V34H192V32H191V36L193 37V38H191V36H190V34L189 35H186L185 34V36H186V38H184L185 40H182L183 41V43H181L180 44V40L179 39H182L183 37H185V36H183L182 35V38H181V35H180V38L179 39H177L176 40V37L175 38H172L173 39V42H172V40L170 39V42H169V40H168V42L169 43H167L166 42V40L165 39H167L168 37H166V38H163L164 39V41H163V39H161V40H159V41H157V42H159V43H156L158 46H156L157 47V51L155 52V53H148L147 51H148V49H146V45L143 43H141L142 44V47H140V48H143L144 49V51H145V49H146V52H143V49H138L137 50V53H135V54H133V55H136V57H138V58H136V61H137V59H139V60H141L142 58H144V59H142V62L144 63L143 65H141L142 67H143V69H144V71L142 70V69H140L138 72H139V75H140V73H141V70H142V74H147L148 73V75L150 74V75H152V72L151 71H153L154 69H156V70H154L155 71V76H157V78L160 80V81H162V82H164V87L166 88H164V92H162V93H164L165 94V96H164V94H162L161 93V95L163 96V101H165V100H167V101H165V102H167L168 103V107H170L171 109H174V111H175V113H173V115L175 114V116H173L172 115V117H173V119L171 118V117H169V118H171L170 120H172V121H174V122H176L177 124H179V126H180V128H181V132H183L182 134H184V136L182 135L181 137H182V139L180 138V137H178L179 139H181V141H183V143L185 142V144H191V143H193V140L192 139H196L195 141H194V143H193V145H192V147L191 148H193L192 149V151L194 150L195 152H197V153H199V154H201V155H204V153H205V156H204V158L206 159H204V161L206 162V161H208V163L210 164L211 163V165H206V164H203V166H204V168H205V166L207 167V166H209L208 168H205L206 169V171H208L207 173H206V171H204V173H206V174H202V176H204V178H201V177H198V179H194V177H195V175H197L199 172H201L202 173V171L201 170H204V168H202V169H200V171H198V169L201 167H199L198 169H195L194 170V172L196 173H192V175H194V177L192 176V178H191V180L192 179H194L193 180V182H190L189 184H187L186 186H185V188H186V190H185V188H184V190H185V193H189L187 196L185 195V193H184V195L186 196V198H190V197H193V196H196L197 195V197L199 196V197H201L200 199L202 200H198V203H195V202H193L192 200H191V198L189 199V200H187L186 199V202L188 201V203L190 202V200L192 201V203L190 202V204H188V211L186 210V212H185V210H183L182 212H180V214L181 213H184L183 215H181L180 216V214L179 213H177L173 208H168L167 207V209L168 210H166V212H165V209H163L162 207H161V209H163L162 210V212L159 210V206H157V205H155V203L153 204L154 206H152V207H155L156 206V208H153V209H155L154 210V212H153V210L152 209H149V210H146V207H144L145 206V201L146 200H150L151 199V201H155V200H153L154 199V197H152V198H148V196H147V198L146 197H141V195L139 196L140 198H138V195H137V198L135 199V200H133L132 199V203L134 202V201H136V202H134L133 204L136 206V204L135 203H137V201H138V203L137 204H139V205H137L136 207H138V208H136V209H138L139 210V212H138V210H137V212H138V214L140 213V215H143L144 213H141V211H140V209H144L145 211V214H151V215H153V217L155 218V221L156 222H158V220L160 221L159 223H161V220H163V221H165V223H162L164 226V228L162 227V226H159V227H154L155 229H156V232H155V230H152L150 227L149 228H147V226L146 227H144L145 225L144 224H142L141 223V221L139 220V216H138V214H136V216H134V214H133V216H130V215H128V213L126 214V212H127V210L125 211V208H123V207H125V206H123V205H121L120 207H119V210H118V212H119V214H113V215H98L97 213V215L95 214V212H93V211H91L90 210V206H89V202L87 203V201L85 200V201H83L81 198V200L79 199V193H75L76 192V190H77V192L79 191V190H81V189H83L84 187H83V185L85 186V187H88L89 185H85V184H83L82 182L83 181H81L80 182V180H82V179H80L79 180V178H78V172L80 171L81 172V165H80V167L77 165L78 164V162H77V159L75 158L74 159V156L75 155H79L81 152H79V151H83L84 150V148L82 147V145L80 144V145H78V146H76L77 145V143H81V141L79 142V140L78 139H76L77 141L74 143V145H73V143H72V145L73 146H71V144H68V142H67V140H66V138H65V135H64V132H65V128L67 127L66 125H68V126H70V125H73L74 124V122H73V124H72V122L71 123H69L70 122V120H74V118L75 117H77V115L78 114H76V112L74 113V114H76V115H74L72 112V116H74V118L70 115V113H67V116L65 117V115H64V119H61L62 121H66V120H68L69 119V117H70V120H68V121H66V123H65V121L64 122H61L59 119H60V117L58 118L57 117V119L55 118L58 114H56V115H53V116H50L49 117V120L51 119V123L53 122V123H55V124H53V126H52V124H49V125H51L50 127L53 129V131H52V129L50 130L49 129V131H51L50 132V134L48 133L49 131H47V133H48V136H46L47 135V133H46V130H44L45 131V134L46 135H44V131H43V134H42V128L43 127H39V128H36V127H38V124H34V126H33V129L34 130H36L37 132L39 131V132H41L40 134H42V135H40L39 134V132L37 133V132H35V131H31L32 133L34 132L36 135H34V133H33V135L36 137H34V136H31L30 135V133L31 132H29V131H24V133L26 132L27 134H29L28 136L26 135V133L24 134V135H22L21 136V134L23 133L22 131L20 132V130H18L19 132H17L16 134L15 133H13V132H16L15 130L16 129H19V127L17 126V125H15L13 122L12 123H10V114H12V113H10L11 112V110H13L14 108H15V106L17 107H22V105L24 106V104L25 103H27L28 101H29V99L30 98H32L33 96H34V100L33 99H31L30 100V102H31V104H34V103H39V105H41L40 103H41V101H42V103H43V100H42V98L41 97H45L46 96V92L47 93H49L47 90H51L52 88H54V85H49V84H52V82L50 83L49 81L47 82L48 84V86L46 85L45 86V84H46V81H44V84L42 85V83L43 82H41V81H43V80H38V81H40L41 82V88H39L40 86H38V84H39V82L38 83H36L35 85L37 86H35V87H33V85L34 84H31L32 86H27V88H25L23 85H19V84H17L16 83V76L18 75H20V74H23L24 75V73H25V70H21V68L20 67H18L17 66V69L15 68V69H13V71H10V68H8L9 66H10V64H11V68H13L12 67V61H13V59L10 57V53H8L7 52V49L6 48H10L9 47V44H11V43H9L10 41H8L9 39L7 38V40H6V37L7 36H3V35H1L0 34V51H2V52H0V114H1V116L2 117H0V232H3L2 234L4 235L5 234V236H2L1 235V233H0V237H2V238H0V242L2 241L3 243V247H4V253H3V251H2V248H0V263L1 262H3L4 261V263H2V264H40V263H42V264H53L52 263V261H50V260H52V259H50L49 257V259L50 260H48L47 261V257L46 256H44L45 254L43 253V255L41 254V252H43V251H45V253L47 252V250H48V252L50 251H52V248L54 247V249L55 248H59V246H60V248L56 251V255H57V257H58V264L60 263V264H79V262H77L76 261V255H77V257H86V258H88L89 259V262L91 263V264H156V263H154V261L156 260V258H157V260H160V261H156L158 264L160 263H162V264H194V262H196L195 264H203V262H204V264H208V262H209V264H228V261H227V263H226V261H223V260H226V258L224 259V256H226V255H224L225 254V252L223 251V250H226V248L225 247H227L224 243H223V241H224V238H225V240H229V237L232 235H234V236H236L235 238L237 239V238H239L240 240H234V241H236V243L238 244V246L237 245H235L237 248L236 249H239L240 247H242V245H243V247L242 248H244V247H247V248H245V250H244V252L246 253H241V254H239V259H241V258H243V259H241V260H243V262L244 261H246L245 263H247V264H264V260H263V258H264V165H263V167H261L260 166V171H259V173H258V170H259V168H258V164H256L255 166H253L252 165V167H253V169H252V167L249 165H243V164H241L240 165V162L239 161H241V156L239 155V158L237 157V155H238V153L237 152H239V149H240V152H249L250 154H249V157L250 158H253V156L255 157V154H259L261 151H264V112H262V114H263V116H262V114H260L261 116L258 118L256 115H254L253 113V115L251 114V113H247V112H245V111H243L242 113H244V114H242V115H240L241 113H239V111H238V113H235L234 111H230V113H229V111H226V113L225 114H223L222 112H224L223 110V107L222 106H220V104H219V106L220 107H218V104H216L215 105V103H217L216 102V100L217 99H212V100H215L214 102L210 99V100H208L207 98L206 99H204L205 100V103H203V104H200V101H198V100H203V97H201V98H199V96L201 95V96H203V94L202 93H200V90L198 91V90H196V89H199L198 87H196V89H195V86L198 84L199 85V83H196L198 80L197 79H195L194 80V77L193 76H195L194 74H196V72H195V70L197 71V72H200V71H202L204 68V65H205V63H206V65L208 64L207 63V60L206 61H203V62H205V63H203V62H201V60H200V58H202V57H199V61L201 62H197V60H195L194 58H195V56L193 57V54L186 48L187 46H189L190 45V47H196L197 48V46L198 47H200V49H201V51H204V50H207V51H205V53H204V55H203V58L207 55V54H209V56L207 55V58L206 59H209L208 61H209V66H212V64H213V67H211V69L212 70H215V72L216 71H218L219 70V72H218V74L217 75H220V72H221V74L222 73H224V71H226V69H228V68H230V70H231V64H230V59H231V57H229V53L230 52H225L227 55V57L228 58H230L229 59V63H227L228 62V58L227 57H224L223 55L225 54H223V53H221V49H220V51H219V46H221V45H225V46H223V47H227V44H229V42H230V40H227L228 38H225L224 40H222V37L221 38H219L218 40H219V42H217V44H219L220 42V44L219 45H215V44H211L210 45V48H212V49H214V51H208V50H210L209 48L207 49L206 48V46L207 47H209V43H207V44H205L204 45V43H205V41H204V39H205V37L204 36H198L199 35ZM216 34H218V35H220L221 36V34L220 33H216ZM97 35V36H96ZM101 37H100V36ZM128 35V36H127ZM197 35V36H196ZM1 36H3V37H1ZM100 38H99V37ZM188 36H190V37H188ZM196 38H195V37ZM219 36V37H220ZM197 37H199V38H197ZM212 37V36H211ZM99 38V39H98ZM130 38H133V42H132V39H130ZM189 38V39H188ZM3 39V40H2ZM131 41H130V40ZM191 39H194V40H191ZM200 39V40H199ZM127 40V41H126ZM128 40L130 41V42H132V43H128ZM176 40V41H175ZM179 40V41H178ZM186 40H188V42L186 41ZM190 40H191V42H190ZM222 40V41H221ZM8 41V42H7ZM62 41H64V42H66V43H68V40L66 39V38H63L62 39ZM193 41V42H192ZM226 41V42H225ZM228 41V42H227ZM232 41V40H231ZM234 41V40H233ZM7 42V43H6ZM126 42V43H125ZM161 42H163V43H161ZM178 44H177V43ZM189 43V44H187V43ZM196 42V43H195ZM199 42V43H198ZM202 42H204L203 44H201ZM167 43V44H166ZM172 45H171V44ZM176 43V44H175ZM184 43H186V44H184ZM192 43H194V44H192ZM6 44H8V45H6ZM155 44V45H156ZM166 44V45H165ZM171 45V47H169L170 45ZM123 45V46H124ZM163 46V48H162V46ZM168 45V46H167ZM178 47V45H179V47H180V45L181 46H183V47H180V48H177V49H175L176 48V46ZM215 45V47L213 48L212 46H214ZM51 48H52V46H50ZM65 47L66 48H64L65 49V52H67V49L69 48V44L68 45H65ZM121 47V48H120ZM128 47V48H129ZM132 47V46H131ZM201 47H203V48H201ZM54 48V53L56 54V55H54V53H52L55 57L54 58H51V57H53V55L51 54V59L53 60L54 59V61L55 60H59L60 62H62L61 61V59H59V58H61L62 57V59H64V60H66V57H67V55H66V57H65V55H63V56H61L60 57V55H62L63 54V52H59V54H57L58 53V50H56L57 51V53L55 52V48L56 49H59V48H57V46H54L53 47ZM85 48V49H84ZM171 48V49H170ZM221 48V47H220ZM115 49V50H114ZM121 49H123V50H121ZM179 49H181V50H179ZM183 49V50H182ZM80 50L83 52H80ZM119 50V51H118ZM180 52H178V51ZM186 50V51H185ZM188 50V51H187ZM114 51H115V53H114ZM128 51V50H127ZM141 51H142V53H143V55H141L142 53H141ZM200 51V50H199ZM6 52V53H5ZM118 52H120V54L118 53ZM139 52V53H138ZM218 52L220 53L219 55H221L222 54V58H226V60H222L221 58V60H220V62H219V57H218ZM2 53V54H1ZM8 53V54H7ZM82 53V54H81ZM116 55H114V54ZM122 53V54H123ZM127 53V52H126ZM141 53V54H140ZM145 53V54H144ZM212 53V54H211ZM148 54V55H147ZM152 54V55H151ZM12 55H15L16 56V54H14V53H12ZM58 55V57L59 58H57L56 56ZM88 55V56H87ZM109 55V56H108ZM111 55H113V56H111ZM212 55V56H211ZM72 56V55H71ZM75 56V55H74ZM73 56V57H74ZM82 56H84V57H82ZM118 56V57H119ZM140 56V57H139ZM144 56H146V57H144ZM156 56V57H155ZM217 56V57H216ZM231 56V55H230ZM8 57H10V58H8ZM64 57V58H63ZM152 58V62H153V65H152V63H150V60L149 59H151ZM210 57V58H209ZM14 59H16V57H13ZM56 58V59H55ZM213 58V59H212ZM216 58V59H215ZM134 59H135V56H134ZM147 59V60H146ZM197 59V58H196ZM11 60V61H10ZM51 60V61H52ZM144 60H145V62H144ZM205 60V59H204ZM212 60H214V62L212 61ZM232 60V59H231ZM54 61H53V63H54ZM67 61V60H66ZM66 61H64V63H61L62 65H64V67L65 68H62L63 66H60L61 68H58L59 70H57V72H59V75H61V76H63V77H65V78H67V79H69L70 81H71V83L73 84V85H75L76 87H78L79 89H81V93H83V92H85V91H83V90H86V94H85V96H87V93L89 92H87V87H88V85H87V81L88 80H86V79H94V76L92 77L91 75H85L84 77H81L82 79H78V77L74 74V76H73V73H71L69 70L71 69L70 67H68V66H66L65 65V63H66ZM218 61V62H217ZM222 61H226V64L224 63V65H228V67L227 66H224V65H222L223 64V62ZM7 62H10V64L9 63H7ZM56 62V61H55ZM218 63V64H214V63ZM263 62V64H264V60L262 61ZM141 63V62H140ZM151 64V67H150V64ZM195 63V64H194ZM202 64V66L200 65V64ZM233 63V62H232ZM205 65V66H206ZM215 65V66H214ZM223 67H227L225 70L224 69H221L220 67L221 66ZM105 66V65H104ZM152 66H153V68H152ZM155 66V67H154ZM142 67H140V68H142ZM148 67V68H147ZM200 67L202 68V70L200 69ZM215 67V68H214ZM219 67V68H218ZM69 68V69H68ZM195 68V69H194ZM147 69H148V71H147ZM210 69V68H209ZM38 70L39 69H37L36 71H37V73H39L38 72ZM62 70V71H61ZM65 70V71H64ZM205 70H206V68H205ZM221 70V71H220ZM223 70V71H222ZM233 70H235V69H233ZM204 71V70H203ZM207 71V70H206ZM3 72V73H2ZM13 72V73H12ZM21 72V73H20ZM62 72V73H61ZM150 72V73H149ZM228 72V71H227ZM229 72H231V71H229ZM228 72V73H229ZM18 73V74H17ZM33 73H35V72H33ZM193 73V74H192ZM211 73V72H210ZM227 73V74H228ZM14 74H15V76H14ZM71 74V75H70ZM157 74V75H156ZM225 74V73H224ZM22 75V76H23ZM211 75V74H210ZM214 75V74H213ZM17 76V77H18ZM21 76V75H20ZM38 75H36V77H37ZM88 77V78H87ZM92 77V78H91ZM191 77V78H190ZM34 78V77H33ZM39 78L41 79V77L39 76ZM38 77H37V79H39ZM193 78V79H192ZM35 80V79H34ZM192 80H193V83H192ZM36 81V80H35ZM34 81V82H35ZM196 81V82H195ZM195 82V83H194ZM167 84V85H166ZM171 84V85H170ZM193 84H195L194 85V87H192L193 86ZM40 85V84H39ZM171 86V89H169L168 90V92H167V94H166V91H167V89H168V87L170 88V86ZM21 86V87H20ZM51 86V88L50 89H47V87L49 88ZM167 86V87H166ZM172 86L175 88H173V90H172ZM264 85H262V87H263ZM22 87H24L25 88V90H24V88H22ZM46 87V88H45ZM261 87V88H262ZM31 88H33V89H30ZM35 88V89H34ZM38 88V90L40 89L41 90V92H40V90H39V92L41 93L40 94V96L41 97H39V95H38V97H37V95L35 94L36 92H38V90H36ZM162 88V89H163ZM179 88V89H178ZM258 88V87H257ZM256 88V90L258 91V89ZM264 88V87H263ZM26 89H28V90H26ZM45 89H47L46 90V92L44 91ZM83 89V90H82ZM182 91H181V90ZM187 89V90H186ZM188 89H189V92H188ZM195 89V90H194ZM179 90L182 92V94H184V95H187V96H185V97H183L184 95H182L181 94V92H179ZM255 90V91H256ZM32 91V92H31ZM33 91H35V92H33ZM45 93H44V92ZM83 91V92H82ZM163 91V90H162ZM190 91H192V92H190ZM10 92V93H9ZM32 93V97H30V95H31V93ZM39 92L37 93V94H39ZM177 92V93H176ZM178 92L181 94L180 96L182 97V98H184V99H182L181 97H179V95H178ZM184 92V93H183ZM187 94H186V93ZM200 93V94H197V93ZM260 92L262 93V92H264V89L263 90H260ZM30 93V95H28ZM43 93V94H42ZM177 94V96H176V94ZM190 93V94H189ZM84 94V93H83ZM82 94V95H83ZM195 94V95H194ZM36 95V96H35ZM191 95H192V97H191ZM198 95V96H197ZM262 95H263V93H262ZM14 96V97H13ZM174 96H176V97H174ZM264 96V95H263ZM30 97V98H29ZM35 97H37V99L35 98ZM168 97H170V99L168 98ZM178 97V98H177ZM196 97V98H195ZM10 98H12V99H10ZM16 98V99H15ZM40 98V100H38ZM168 98V99H167ZM172 98V99H171ZM178 100H177V99ZM187 98V99H186ZM188 98H190V99H192L193 98V101H190V99H188ZM197 98H198V100H197ZM264 98V97H263ZM174 99V100H173ZM180 99V100H179ZM33 100V101H32ZM182 100H184V101H189L190 103V107H189V111L188 112H186V111H183V108H184V106L182 107V105H186L185 103H187V101L183 104V101ZM198 102H197V101ZM203 100V101H204ZM208 100V101H207ZM38 101H40V102H38ZM170 101H172V102H170ZM182 102V104H178L177 105V103L178 102ZM211 102V104L214 106V108L212 107V105H210V102ZM12 102H14V103H12ZM176 102V103H175ZM179 102V103H180ZM193 102V103H192ZM166 103V104H167ZM174 103H175V105H174ZM202 103V102H201ZM19 104V105H18ZM35 104V105H36ZM165 104V103H164ZM39 105L38 106H34L32 109H35V111H36V109L38 110V108H39ZM56 105H59V104H56ZM55 105V106H56ZM181 105V106H180ZM201 105V106H200ZM208 105V106H207ZM11 106V107H10ZM180 107V109H179V107ZM199 106V107H198ZM202 106H204V107H202ZM207 106V108H208V110H205V109H207V108H205ZM19 107V108H20ZM37 107V108H36ZM42 107V106H41ZM40 107V108H41ZM57 107V106H56ZM59 107H60V105H59ZM58 107V108H59ZM181 107H182V109H181ZM193 107V108H192ZM199 108V110H198V108ZM54 108V107H53ZM61 108V107H60ZM177 108H178V111H176L177 110ZM197 108V109H196ZM202 108H205V109H203V111H202ZM216 108V109H215ZM217 108H218V110H217ZM220 108V109H219ZM11 109V110H10ZM42 109V108H41ZM210 109H211V111H210ZM222 109V110H221ZM10 110V111H9ZM180 110H182V111H180ZM195 110V111H194ZM204 110H205V112H204ZM9 111V112H8ZM173 111V110H172ZM173 111V112H174ZM199 111V112H198ZM217 111V112H216ZM219 111H221L220 113H218ZM180 113V115H188L187 113H189V115H191V116H193L194 115V118H192L191 116H189L188 115V118H185L184 116L183 117H181L180 115H178L179 113ZM195 112H196V114H195ZM3 113V114H2ZM9 113V114H8ZM178 113V114H177ZM183 113H185V114H183ZM206 113H207V115H206ZM212 115H211V114ZM216 113V114H215ZM218 113V114H217ZM232 113V114H231ZM5 114V115H4ZM35 113H33V115H34ZM37 114V113H36ZM198 114H199V117L201 118V120H202V122H201V124H199L198 122H196V118L195 117H198ZM215 114V115H214ZM219 114L220 115H222L221 117H223V121H221V122H218V120H219V118H220V116H219ZM248 115V117H246L247 115ZM251 116H250V115ZM6 115H7V117H6ZM44 115V114H43ZM196 115V116H195ZM211 115V116H210ZM228 116L229 117V122H233L234 120V123L233 124H238V121H236V120H239V123H243L244 125H243V128L245 127L246 129H244V135L242 134L243 133V131L241 130V134H239L238 135V137H239V140L240 141H243L242 143H240V146L241 147H243V146H245V147H243V150H242V148L241 147H239V142L237 143V149L235 150V152L237 153V155H234V157H232V156H230L228 153H227V155H226V150H225V153H224V151L222 150V154H221V151L219 150H217L216 149V146H217V142H216V140H218L217 138H218V126H219V124L221 123V125L223 124V122H224V120H225V116ZM238 115H240V116H238ZM32 116V115H31ZM55 116V117H54ZM181 117V118H179V117ZM206 116V117H205ZM244 116V117H243ZM249 116H250V119H249ZM4 117V118H3ZM6 117V118H5ZM33 117V116H32ZM53 117H54V120H53ZM67 117H68V119H67ZM178 117V118H177ZM187 117V116H186ZM189 117H191V118H189ZM218 117V118H217ZM228 117L226 118V119H228ZM232 119H231V118ZM238 117V118H237ZM241 117V118H240ZM252 117V118H251ZM255 117H257V118H255ZM3 118V119H2ZM78 118H79V115H78ZM80 118L82 119V117H81V115H80ZM79 118V119H80ZM165 118H168V117H165ZM168 118V119H169ZM185 118V119H184ZM30 119V118H29ZM216 119V120H215ZM234 119V120H233ZM240 119H241V121H240ZM246 119V120H245ZM261 119H262V121H261ZM4 120V121H3ZM75 120H76V118H75ZM231 120V121H230ZM244 120H245V122H244ZM258 120V121H257ZM5 121H6V123H5ZM212 121H214V122H212ZM220 121V120H219ZM226 121V120H225ZM254 121V122H253ZM237 122V123H236ZM263 122V123H262ZM10 123V124H9ZM63 123V124H62ZM211 123V124H210ZM217 123V124H216ZM228 122H225V124H227ZM246 123H247V125H246ZM257 123V124H256ZM5 124V125H4ZM70 124V125H69ZM231 124V123H230ZM218 125V126H217ZM232 125V124H231ZM10 126V127H9ZM15 126H17L18 128H16ZM233 126H235V125H233ZM47 127V128H48ZM63 127V128H62ZM216 127H217V129H216ZM13 128H16L15 130L13 129ZM36 128V129H35ZM172 128H173V130H172ZM171 128V131H172V133H174L173 131H175L174 130V126ZM189 128V129H188ZM242 128V129H243ZM11 129V130H10ZM32 129V130H33ZM39 129V130H38ZM46 129V128H45ZM188 129V130H187ZM41 130V131H40ZM48 130V129H47ZM97 130H98V128H97ZM139 130H141V128L139 129ZM231 131L232 130H234V128L232 127V129H230ZM10 131H12V133L10 132ZM64 131V132H63ZM96 131V130H95ZM226 131H227V133L228 132H230L229 131V129L227 130L226 129ZM94 132V131H93ZM175 132H177V131H175ZM21 133V134H20ZM62 134V136H57V135H61ZM9 134V135H8ZM18 134H20V136L18 135ZM140 134H141V132H140ZM187 134V135H186ZM16 135H18V136H16ZM26 135V136H25ZM39 135V136H38ZM189 135V136H188ZM30 136H31V138H30ZM38 136V137H37ZM45 136L46 137H49L50 138V136H51V138H59V142H57V141H54L53 139H49V141L50 140H53V141H48V138H47V140H45L46 138H45ZM53 136V137H52ZM142 138H143V136L142 135H140ZM186 136V137H185ZM208 136V137H207ZM244 138H246V139H244ZM246 136V137H245ZM21 138V140H20V138ZM25 137V138H24ZM27 137V138H26ZM40 137H42V139H44L45 140V142H44V140H39V139H41ZM140 137V138H141ZM195 137V138H194ZM24 138V139H23ZM39 138V139H38ZM61 138V139H60ZM63 138V139H62ZM141 138V140H143ZM178 138H176V139H178ZM189 138V139H188ZM210 139V140H208V139ZM243 139V140H242ZM263 139V140H262ZM61 140V141H60ZM145 141L147 140V139H144ZM143 140V141H144ZM189 140H191L192 142L191 143H189L188 141ZM249 140V141H248ZM26 141H28V142H26ZM148 141V140H147ZM197 141H198V143H197ZM210 141V142H209ZM257 141V142H256ZM263 141V142H262ZM24 142V143H23ZM51 142H57V145H56V143H54L52 146H54V148H52V146H50L52 143ZM212 142V143H211ZM218 142H219V140H218ZM246 142V143H245ZM250 142V143H249ZM251 142H252V145H251ZM26 143V144H25ZM43 143H44V145H43ZM48 143H51V144H48ZM86 143H88V141L86 142ZM86 143H84V144H86ZM197 143V144H196ZM214 143H216V145L214 146ZM245 143V144H244ZM248 143V144H247ZM259 143V144H258ZM47 144V145H46ZM66 144H67V146H66ZM247 144V145H246ZM254 144H256V145H254ZM36 145V146H35ZM46 145V146H45ZM60 145V146H59ZM101 145V144H100ZM100 145H98V148L100 147ZM195 145V146H194ZM243 145V146H242ZM251 145V146H250ZM26 146V147H25ZM45 146V147H44ZM55 146L56 147H60V149L59 150H62L63 149V152L65 153H63V152H61V151H57V150H55ZM74 146H76V147H78V148H80L81 147V150H79V149H77V148H73ZM86 146V145H85ZM194 146V147H193ZM204 146V147H203ZM253 146H255V147H253ZM25 147V148H24ZM35 147V148H34ZM94 146H92V147H90L91 149L93 148ZM252 147V148H251ZM39 148V149H38ZM46 148V149H45ZM108 148V147H107ZM107 148H105V150L107 149ZM202 148H203V150H204V153H200V151L202 152ZM247 148V149H246ZM254 148V149H253ZM259 148V149H258ZM24 149V150H23ZM27 149V150H26ZM29 149V150H28ZM51 149V150H50ZM68 149L71 151V153H70V151H69V153H67V151H68ZM76 151V153L74 154V150ZM100 149V148H99ZM99 149H96L97 151H99ZM112 149V148H111ZM250 149V150H249ZM256 149V150H255ZM31 151L30 153L31 154H33L34 156L33 157H35V156H37V157H35V159H36V164H37V167H36V165L35 164H33V166H32V168H29L28 169V167H27V169H25L24 168V166H23V168L25 169V170H23V172H21V167H22V165L23 164H21V166H20V164L18 165V164H16V165H18L19 167H17V168H14L13 166H14V164L12 165V166H10L9 164H10V162H8V160H9V158H12L13 156H15V155H19V154H22L23 153V151L24 152H26V151ZM43 150H44V152H43ZM86 150V149H85ZM92 150H94V148L92 149ZM91 150V151H92ZM217 150V151H216ZM238 150V151H237ZM248 150V151H247ZM252 150H254V151H252ZM260 150V152H258ZM11 151V152H10ZM49 151V152H48ZM57 152L58 154H59V156H61V157H59V156H57L58 158H56V159H60V161H59V163L60 164H62V165H64V167H65V165H67V167H63V169H62V165H61V171H62V173H64V172H66V173H64L63 175H67L69 172H74V174L76 173V175H73L72 174V178H69V180H68V178H66V177H64V180H62L63 182V184H61V185H54L53 183H51V182H49V183H47L46 185H45V188H43L42 187V192H43V196H42V198H41V192L39 191V190H41V188L39 189V187L37 188L36 187V180H39V177L41 178V176H43V171L44 170H42V169H40L39 168V164H38V162L40 163V165L42 166V168H44V164H45V161H43V163H42V161L41 160H45V158H46V160H47V162H48V164L50 165V166H52L53 165V163H54V166L53 167H55L54 169H56L57 168V165H55L56 163H57V161L55 160V152ZM100 151H104V149L102 148V150L100 149ZM112 151V150H111ZM111 151L109 150V151H104L105 153H107V152H109V153H111ZM256 151H257V153H256ZM16 152V153H15ZM21 152V153H20ZM34 152V153H33ZM102 153L103 155H105V153ZM113 153H114V149H113V151H112ZM217 152H220V153H217ZM234 152V153H235ZM77 153H79V154H77ZM251 153H252V155H251ZM262 153V152H261ZM264 153V152H263ZM262 153V154H263ZM66 154H69V155H66ZM74 154V155H73ZM98 154H99V152H98ZM10 155V156H9ZM45 157H44V156ZM185 156H186V154H184ZM223 155V156H222ZM229 155V156H228ZM42 156H43V158H42ZM100 156H102L101 154H100ZM114 156V155H113ZM184 156V157H185ZM187 156H188V154H187ZM219 156V157H218ZM222 156V157H221ZM252 156V157H251ZM73 157V158H72ZM76 157V156H75ZM79 157V156H78ZM77 157V158H78ZM98 157H99V155H98ZM220 157H221V160H224L223 162H224V164H225V166H224V168H223V164L221 165V162H220V160H218V159H220ZM8 158V160H7V162H5L4 160L5 159H7ZM40 158V159H39ZM102 158V157H101ZM186 158V157H185ZM232 158V159H231ZM238 158V159H237ZM64 159H65V161H64ZM71 161H70V160ZM38 160V161H37ZM66 160H68L67 162H66ZM74 160H75V162H74ZM214 160H215V162L218 160L219 162H216V165H214ZM234 160H235V162H234ZM239 160V161H238ZM62 161V162H61ZM204 161H202V162H204ZM237 161H238V163H237ZM4 162V163H3ZM71 162V163H70ZM214 162V163H213ZM226 162V163H225ZM5 163H9L8 165L10 166H7V164H6V166L5 165H3V164H5ZM42 163V164H41ZM68 163H69V165H68ZM207 163V162H206ZM217 163H218V166H217ZM235 163H237V165L235 164ZM234 164V165H233ZM227 165V166H226ZM4 166V167H3ZM60 166V165H59ZM71 167V168H69V167ZM213 166H214V168H213ZM218 168H216V167ZM238 166V167H237ZM239 166H242L241 167V169H239ZM243 166H244V170H243ZM8 167V168H7ZM72 167H73V169H72ZM81 168L80 170L78 169V168ZM233 167V168H232ZM237 167V168H236ZM11 168L13 169H18V170H16V173L18 174L19 173V175L17 176L16 175V173H14L13 171H15V170H13V171H11ZM22 168V169H23ZM34 168H36V169H34ZM69 168V172H67V171H65V170H67ZM77 168V169H76ZM236 168V169H235ZM257 168V169H256ZM262 168V169H261ZM6 169L8 170V172L6 171ZM53 169V168H52ZM65 169V170H64ZM76 169V170H75ZM207 169H209V170H207ZM215 169V170H214ZM231 169H232V171H231ZM249 169V170H248ZM20 170V172H18ZM28 170V171H27ZM41 170V171H40ZM64 170V171H63ZM75 170V171H74ZM246 170V171H245ZM257 172H256V171ZM262 170V171H261ZM27 171V172H26ZM56 173H57V170H54ZM77 171V172H76ZM6 172V173H5ZM10 172V173H9ZM41 172H42V174H41ZM79 172V173H80ZM218 172V173H217ZM253 174H252V173ZM14 173V175H11V174H13ZM30 173H31V175H30ZM62 173H59L60 175V177L58 176V174L55 176V178L58 176V178H61L62 179ZM200 173V174H201ZM247 173V174H246ZM263 173V174H262ZM10 174V175H9ZM22 174V175H21ZM25 176H24V175ZM34 174V175H33ZM55 174V173H54ZM78 174V175H77ZM257 174H259V176H257ZM262 174V175H261ZM23 176V177H21V178H23V181H24V186H25V184H27V185H29L27 188H30V189H26L25 187L27 186H23V185H21L22 184V179H21V183H20V181H19V184L17 183L18 182V180L14 177V176H16V177H19V176ZM27 175V176H26ZM37 175H39V177L37 176ZM82 172H81V174L79 175V177L81 178L82 176ZM213 175V176H212ZM233 175V176H232ZM238 175V176H237ZM247 178H245L244 176ZM31 176H37V177H34L35 179L36 178H38V179H36V180H34L35 181V183L33 182V180H31L30 181V179H32V177ZM198 176H199V174H198ZM228 176V177H227ZM237 176V177H236ZM251 176V177H250ZM257 176V177H256ZM11 177V178H10ZM17 180V182H16V180L14 179V178ZM24 177H26V178H30V179H28V181H26V183H25V180H27V179H25L24 180ZM208 177V178H207ZM211 177V178H210ZM220 177V178H219ZM230 177V178H229ZM242 177H244L243 179H242ZM259 177V178H258ZM262 177V178H261ZM33 178V179H34ZM196 178V177H195ZM234 178V179H233ZM237 178V179H236ZM240 178V179H239ZM261 178V179H260ZM13 179V180H12ZM20 179V178H19ZM70 179H72L71 181H70ZM201 179V180H200ZM242 179V180H241ZM68 180V181H67ZM74 180V181H73ZM76 180H79V182L78 181H76ZM205 182H204V181ZM208 180V181H207ZM235 180V181H234ZM240 180V181H239ZM248 180V181H247ZM260 180V181H259ZM74 183H73V182ZM196 181V182H195ZM214 181V182H213ZM226 181H227V183H226ZM232 181V182H231ZM233 181H234V183H233ZM13 182V183H12ZM32 182V183H31ZM69 182V183H68ZM102 183H103V181H101ZM204 182V183H203ZM209 182V183H208ZM231 182V183H230ZM259 182V183H258ZM34 183V184H33ZM192 183V184H191ZM197 184V185H193V184ZM200 183V184H199ZM245 183H246V185H245ZM262 183V184H261ZM59 184V183H58ZM65 184H66V186L69 188H67L66 186H65ZM68 184V185H67ZM69 184H71V185H69ZM213 184V185H212ZM229 184V185H228ZM15 185V186H14ZM74 185V186H73ZM79 185V186H78ZM82 185V186H81ZM101 184H97L96 186H100ZM191 185H193V186H191ZM238 185V186H237ZM244 185V186H243ZM4 186V187H3ZM31 186L33 187H36V188H31ZM56 186H57V188H56ZM60 186L63 188V190H62V188L60 189ZM70 186H71V188H70ZM78 186V187H77ZM213 186V187H212ZM230 186H232V187H230ZM5 187H6V189H5ZM75 187H76V189H75ZM97 187V188H98ZM101 188H102V186H100ZM98 188V190L100 191V189L101 188ZM228 187V188H227ZM241 187V188H240ZM192 188L195 190H192ZM201 188H202V190H201ZM206 188V189H205ZM208 188V189H207ZM226 188V189H225ZM252 188V189H251ZM259 188V189H258ZM5 189V190H4ZM24 189L26 190V191H24ZM34 189H39V190H34ZM69 190V191H67V190ZM72 189V190H71ZM75 189V190H74ZM168 189V190H167ZM165 188V190L166 191H171V194L173 195V193L174 192H176V193H178V194H176V193H174L175 194V196L173 195V198L171 197V199H174V197L175 198H181L182 199V197L184 196L183 194H182V192L180 193V191L183 189L182 187H181V189H179L178 190V188L176 187L175 189L173 188V189H171L170 190V188ZM238 189V190H237ZM22 190V191H21ZM61 190V191H60ZM71 190V191H70ZM125 190V189H124ZM178 190V191H177ZM184 190H182V191H184ZM190 190V191H189ZM191 190H192V193H191ZM227 190V191H226ZM250 190V191H249ZM253 190H255V191H253ZM9 191V192H8ZM24 191V192H23ZM27 191H31L30 193L28 192L27 193ZM38 191V192H37ZM57 191V192H56ZM58 191L64 196V194L66 195V196H57L56 194H58ZM75 191V192H74ZM189 191V192H188ZM201 191V192H200ZM232 191V192H231ZM261 191V192H260ZM65 192V193H64ZM122 192V191H121ZM244 192V193H243ZM256 192V193H255ZM259 192V193H258ZM28 195H26V194ZM68 193V194H67ZM182 194V196L180 197V194ZM196 195H195V194ZM208 193V194H207ZM252 193V194H251ZM255 193V194H254ZM39 194V195H38ZM74 194H76V195H74ZM78 194V195H77ZM147 195L149 194V193H146ZM145 194V195H146ZM233 194V195H232ZM245 194V195H244ZM251 194V195H250ZM80 195H82V194H80ZM145 195H143V196H145ZM178 195V196H177ZM192 195V196H191ZM201 195V196H200ZM232 195V196H231ZM258 195V196H257ZM9 196H10V198H9ZM27 196V197H26ZM32 196H34V197H32ZM185 196H184V198H185ZM203 196V197H202ZM231 196V197H230ZM237 196H239V197H237ZM256 196V197H255ZM30 197V198H29ZM68 199H67V198ZM70 197H72L71 199H70ZM77 197V198H76ZM198 197V198H199ZM33 200H32V199ZM73 198H75V199H73ZM142 198H143V200H142ZM204 199V201H203V199ZM61 199L63 200V199H66V200H63L62 202H61ZM146 199V200H145ZM167 199V198H166ZM180 199V200H181ZM207 199V200H206ZM14 200V201H13ZM27 200V201H26ZM60 200V201H59ZM68 200V201H67ZM139 200H142V201H139ZM179 200V201H180ZM183 201H181V202H183V203H180L179 205L181 206V205H183V207L182 208H184V204H185V201H184V199H182ZM13 201V202H12ZM18 201V202H17ZM166 201V200H165ZM165 201L162 203V205H164V203H165ZM206 201V202H205ZM229 201V202H228ZM22 202V203H21ZM25 202V203H24ZM67 202H68V204H67ZM75 202V203H74ZM156 202H159L158 200H156ZM161 202V201H160ZM255 202V203H254ZM19 203V204H18ZM94 204L95 203H97V201L96 202H93ZM99 203V202H98ZM97 203V204H98ZM149 203H151V202H149ZM97 204H95V206L97 205ZM130 204V203H129ZM140 204H143L142 206L140 205ZM168 204V203H167ZM167 204H166V206H167ZM187 204V203H186ZM199 204H202L201 206H203V204L205 205V206H203L204 207V209H202L201 210V212L202 213H204V215L201 213V212H197V213H200L199 215L198 214H196V211H197V207H198V205ZM212 204V205H211ZM217 204V205H216ZM12 205V206H11ZM21 205V206H20ZM23 205V206H22ZM71 205V206H70ZM133 205V206H134ZM170 205V204H169ZM171 205H172V203H171ZM174 205V204H173ZM178 205V204H177ZM194 205V206H193ZM195 205H196V208H195ZM211 206V209H210V206ZM220 205V206H219ZM60 206V207H59ZM123 206V207H122ZM179 206V207H180ZM209 206V207H208ZM222 206V207H221ZM224 206V207H223ZM69 207V208H68ZM141 207V208H140ZM157 207H158V209H157ZM164 207H165V205H164ZM242 207V208H241ZM135 208V207H134ZM207 208V209H206ZM215 208V209H214ZM238 208V209H237ZM61 209V210H60ZM121 209V210H120ZM187 209V208H186ZM192 209V210H191ZM206 209V210H205ZM228 209V210H227ZM247 209V210H246ZM10 210V211H9ZM63 210V211H62ZM178 210H181L180 208L178 209ZM199 210V209H198ZM204 210V211H203ZM215 210V211H214ZM262 210V211H261ZM59 211V212H58ZM72 211V212H71ZM90 211V212H89ZM124 211H125V213H124ZM143 211V210H142ZM149 212V213H147V212ZM150 211H152V213L150 212ZM165 213H164V212ZM175 211V212H174ZM190 211V212H189ZM213 211V212H212ZM93 212V213H92ZM161 212V213H160ZM194 212V213H193ZM227 212V213H226ZM40 213H42L43 214V217H42V214H40ZM58 213H59V215H58ZM159 213V214H158ZM174 213L176 214H178V216L179 217H177V216H175L174 215ZM189 213V214H188ZM220 213V214H219ZM230 213V214H229ZM45 214V215H44ZM56 214V215H55ZM67 214H69V215H67ZM73 214V215H72ZM89 214V215H88ZM107 214V213H106ZM121 214V215H120ZM144 214V215H145ZM157 214V215H156ZM163 214V215H162ZM165 214H167L168 215V218H166L165 217ZM185 214H186V216H185ZM191 214H193V215H191ZM208 214V215H207ZM15 215V216H14ZM39 215H41L40 216V218H39ZM91 215H92V217H91ZM128 215V218H129V216L132 218L133 217V219H132V221H130V224H127V223H129V221L126 223L125 221L128 219L126 216ZM132 215V214H131ZM159 215H160V218H161V216H163L162 217V219H160V218H158L159 217ZM166 215V216H167ZM202 215H203V217H202ZM210 215V216H209ZM238 215V216H237ZM46 216V218H44ZM66 216H68V217H66ZM90 216V217H89ZM97 216V217H96ZM105 216V217H104ZM119 216H123V217H119ZM124 216L126 217V218H124ZM158 216V217H157ZM173 216H175V218L177 217V219H173L172 217ZM199 217V219H201V217H202V219L201 220H199V219H197L198 217ZM211 216H213V217H211ZM215 216V217H214ZM42 217V218H41ZM47 217H49V218H47ZM51 217V218H50ZM119 217V218H118ZM141 217V216H140ZM156 217H157V220H156ZM206 217V218H205ZM221 217V218H220ZM250 217V218H249ZM57 218V219H56ZM63 218V219H62ZM90 218H91V220H90ZM98 220H97V219ZM118 218V219H117ZM131 218H129L128 220H131ZM164 218V219H163ZM178 218H181V220L180 219H178ZM188 218V219H187ZM190 218H192V219H190ZM207 218H209L208 220H207ZM218 218V219H217ZM80 219V220H79ZM94 219V220H93ZM96 219V220H95ZM117 219V220H116ZM121 219V220H120ZM125 220L124 222H123V220ZM135 219H138V220H135ZM167 219V220H166ZM197 219V220H196ZM42 220V221H41ZM43 220H45V221H43ZM50 220V221H49ZM67 220H68V222H67ZM169 220L172 222V224H170L169 223ZM174 220V221H173ZM178 220V221H177ZM188 220V221H187ZM190 220V221H189ZM196 220V221H195ZM199 220V221H198ZM224 220V221H223ZM248 220V221H247ZM91 221V222H90ZM120 221V222H119ZM121 221L123 222V224L121 223ZM134 221H135V223H136V225L135 224H133L134 223ZM162 221V222H163ZM167 221V222H166ZM185 221V222H184ZM198 221V222H197ZM73 222V223H72ZM90 222V223H89ZM119 222V223H118ZM133 222V223H132ZM137 222H138V224H137ZM140 222V223H139ZM182 224H181V223ZM194 222V223H193ZM216 222H217V224H216ZM228 222V223H227ZM234 222V224L233 225H231L232 223ZM45 223V224H44ZM47 223V224H46ZM55 223V224H54ZM60 223V224H59ZM69 225H68V224ZM72 223V224H71ZM92 223V224H91ZM118 223V224H117ZM120 223H121V225H120ZM132 223V224H131ZM166 223H169V225H170V227H169V225L168 226H166L167 224ZM175 223H176V225H175ZM180 223V224H179ZM196 223H198V224H196ZM208 223V224H207ZM224 223V224H223ZM10 224H12L11 226H13V227H11L10 226ZM40 224H41V226H40ZM67 226H66V225ZM84 224V225H83ZM89 224V225H88ZM94 224H95V227H94ZM101 224V225H100ZM142 224V225H141ZM161 224V225H162ZM178 224V225H177ZM188 224V225H187ZM203 224H204V226H206V227H203ZM211 224V225H210ZM46 225V226H45ZM57 225V226H56ZM72 225V226H71ZM74 225V226H73ZM77 225V226H76ZM107 225V226H106ZM122 225H125V226H122ZM130 225V226H129ZM131 225H133V227L131 226ZM144 225V226H143ZM181 227H180V226ZM198 225V226H197ZM200 225V226H199ZM217 225V226H216ZM225 225H227V226H225ZM236 225V226H235ZM50 226V227H49ZM90 226V227H89ZM126 226H128V227H126ZM140 226V227H139ZM175 226H176V229H175ZM190 226V227H189ZM193 226V227H192ZM194 226H197L196 227V229H195V227ZM202 226V227H201ZM209 226V227H208ZM226 228H225V227ZM233 226V227H232ZM239 226V228L242 226V227H244V228H240L241 230H239V228L238 229H236L237 227ZM16 227V228H15ZM47 227V228H46ZM59 229H58V228ZM93 229H92V228ZM132 227V228H131ZM166 227V228H165ZM179 227H180V229H179ZM191 227H192V229H191ZM229 227L231 228H233V230H232V232L230 231L231 229H229ZM234 227H235V230H234ZM257 227V228H256ZM12 228V229H11ZM43 228H46L45 230L43 229ZM50 228V229H49ZM57 228V229H56ZM100 228V229H99ZM158 228H159V230H158ZM168 228V229H167ZM194 228V229H193ZM213 228H215V229H213ZM246 228V229H245ZM259 228V229H258ZM39 229V230H38ZM144 229V230H143ZM148 231H147V230ZM165 229H167V230H174V231H167V230H165ZM179 229V230H178ZM183 229V230H182ZM187 229V230H186ZM207 229V230H206ZM209 229V230H208ZM221 229V230H220ZM227 229V230H226ZM4 230V231H3ZM15 230V231H14ZM48 230V231H47ZM108 230V231H107ZM126 230V231H125ZM133 230H135V232L137 231V232H139L138 234L140 235L139 236V238L138 239H142L143 241L145 240L144 239V237L145 238H150V240H152L153 239V236L155 237L156 236V238H157V236L159 237V239H163L164 240V238H165V236L164 235H166V241H167V239H170V238H172L173 236L178 240H176L177 242H179L180 244H179V246L181 245V247H177V248H175V247H173V246H171L170 244H169V246H168V244H164V245H162V246H159V245H157L156 246V244L154 245V246H152V247H147L148 249H145L144 248V243H145V241L144 242H142L143 243V245L142 246H133V247H131L130 245H127L126 244V242H125V240H123V239H125L124 238V236L125 235H127L128 233H131ZM150 230H151V232H150ZM164 230V231H163ZM214 230V231H213ZM220 230V231H219ZM237 230L239 231L238 233L240 234V236L238 237V235L239 234H236L237 233ZM18 231V232H17ZM45 233H44V232ZM47 231V232H46ZM51 231H54V233L51 235ZM101 231H102V233H101ZM163 231V232H162ZM195 231V232H194ZM199 231V232H198ZM204 231V232H203ZM209 231V232H208ZM213 231V232H212ZM223 231V232H222ZM226 231H228L227 233H226ZM242 233H241V232ZM258 231V232H257ZM51 232V233H50ZM143 232V233H142ZM146 232H148V234L146 233ZM149 232H150V234H149ZM153 232V234H151ZM165 232V233H164ZM166 232L168 233V234H166ZM216 232V233H215ZM230 232V233H229ZM233 232H235V234L233 233ZM254 232V233H253ZM48 233L51 235L50 237H52V239L54 240V242H53V240H52V242H50L51 241V238L50 237H48L47 238V235H48ZM59 235V238L56 236L57 234ZM113 233V234H112ZM156 233V234H155ZM162 233H164V234H162ZM178 233V234H177ZM226 233V234H225ZM229 233V234H228ZM80 234V235H79ZM101 234V235H100ZM145 234H147V235H145ZM192 234V235H191ZM207 234V235H206ZM244 234V235H243ZM149 235V236H148ZM159 235H161V236H159ZM169 237H168V236ZM179 235V236H178ZM224 235V236H223ZM229 235V236H228ZM49 236V235H48ZM56 236V237H55ZM95 236V237H94ZM99 236V237H98ZM148 236V237H147ZM171 236V237H170ZM204 236V237H203ZM210 236V237H209ZM232 236L230 237V238H232ZM233 236V237H234ZM242 236V237H241ZM244 236V237H243ZM55 239H54V238ZM60 237H61V239H60ZM83 237V238H82ZM94 237V238H93ZM96 237H98L97 239H96ZM180 237V238H179ZM192 237V238H191ZM195 237V238H194ZM223 237V238H222ZM46 238H47V240H46ZM117 238V239H116ZM119 238H121V239H119ZM226 238H228V239H226ZM234 238V239H235ZM85 239H87V240H91L93 243H95V246L93 245V244H90L89 242H91V241H87V240H85ZM202 239V240H201ZM39 240V241H38ZM45 240V241H44ZM84 240V241H83ZM123 242H122V241ZM180 240V241H179ZM243 240V241H242ZM248 240V241H247ZM251 240V241H250ZM56 241V242H55ZM60 242V245H59V242ZM97 241V242H96ZM107 241V242H106ZM140 241V240H139ZM169 241V240H168ZM195 241H197V242H195ZM45 242H47L46 243V245H45ZM50 242V243H49ZM58 242V243H57ZM61 242H62V244H61ZM80 242H82V243H80ZM86 244H85V243ZM91 242V243H92ZM254 242V243H253ZM41 243V244H40ZM42 243H44L43 244V247L41 246L42 245ZM58 245V247L56 246V244ZM88 243L90 244V245H93L92 247L94 248H96V247H98L97 249H98V251H96V250H91L90 248H89V245H88ZM114 243H115V245H114ZM141 243V242H140ZM141 243V244H142ZM242 243H244V244H242ZM48 244V245H47ZM49 244H51L50 245V247H49ZM52 244H53V246H52ZM83 244V245H82ZM129 244V243H128ZM258 244V245H257ZM38 245V246H37ZM40 245V246H39ZM45 245V246H44ZM98 245V246H97ZM193 245H195V247L193 246ZM213 245V246H212ZM224 245V246H223ZM249 245H250V247H249ZM81 246V247H80ZM88 246V247H87ZM159 246V247H158ZM188 246V247H187ZM207 246H209V247H207ZM212 248H211V247ZM38 247V248H37ZM40 247H42L41 249H42V251H40L41 249H40ZM85 247V248H84ZM141 247V248H140ZM157 247V250H155V248ZM191 247V248H190ZM199 248V249H197V248ZM202 247V248H201ZM239 247V248H238ZM34 248V249H33ZM49 248V249H48ZM92 248V249H93ZM104 248V249H103ZM145 249V250H143V249ZM213 248H215V249H213ZM229 248V247H228ZM242 248H240L241 249V252L243 251V249ZM251 248V249H250ZM253 248V249H252ZM37 249H39V250H37ZM46 249V250H45ZM89 249V250H88ZM101 249V250H100ZM130 249V250H129ZM132 249V250H131ZM140 249V250H139ZM160 249V250H159ZM178 249V250H177ZM186 249V250H185ZM191 249V250H190ZM194 249V250H193ZM32 250H34L33 252H32ZM35 250H36V252H38V254L35 252ZM88 250V251H87ZM121 250V251H120ZM151 250V251H150ZM154 250V251H153ZM162 250V251H161ZM197 250V251H196ZM204 250H205V253L206 254H204ZM211 250H212V252H214V253H212L211 252ZM258 250V251H257ZM87 251V252H86ZM101 253H100V252ZM145 251H146V253H147V255L145 254ZM147 251H149V252H151V254L150 253H148ZM194 251V252H193ZM200 251V252H199ZM222 251L224 252V254L222 253ZM30 252V253H29ZM33 254H32V253ZM47 252V253H48ZM46 253V255H52L51 253ZM54 252V251H53ZM99 252V253H98ZM143 252H144V258H143ZM154 252H156V253H154ZM159 252V253H158ZM188 252V253H187ZM212 254H210V253ZM34 253H35V257H36V259L34 258ZM76 253V254H75ZM125 253V254H124ZM139 253H140V255H139ZM158 253V254H157ZM161 253V254H160ZM208 253H209V255H208ZM220 253H222V254H220ZM32 254V255H31ZM41 254V258H43V261H42V259L41 258H38L39 256L38 255H40ZM75 254V255H74ZM149 254V255H148ZM157 254V256H155ZM164 254V255H163ZM29 255V256H28ZM30 255H31V257H30ZM79 255V256H78ZM103 257H102V256ZM160 255V256H159ZM170 255V256H169ZM198 255H200V256H198ZM203 255V256H202ZM206 255V256H205ZM222 255H224V256H222ZM241 255V256H240ZM245 257H244V256ZM247 255V256H246ZM261 255H263V256H261ZM129 256V257H128ZM146 256H148L147 257V259L145 258ZM150 256V257H149ZM178 256V257H177ZM192 258H191V257ZM254 256V257H253ZM1 257H2V259H1ZM100 257V258H99ZM155 259H153V258ZM156 257V258H155ZM220 259H218V258ZM222 257H223V259H222ZM241 257V258H240ZM38 258V259H37ZM111 258V259H110ZM140 258H142L141 260H140ZM188 260H187V259ZM195 258V259H194ZM198 258V259H197ZM207 258V259H206ZM214 258V259H213ZM245 258V259H244ZM248 258H250V261H249V259ZM3 259H5V260H3ZM129 259V260H128ZM152 259V261H150ZM163 261H162V260ZM178 259V260H177ZM193 260V261H191V260ZM202 259V260H201ZM247 259V260H246ZM110 260V261H109ZM117 260V261H116ZM147 260V261H146ZM149 260V261H148ZM166 260V261H165ZM187 260V261H186ZM41 261V262H40ZM51 263H50V262ZM76 261V262H75ZM103 261V262H102ZM138 261V262H137ZM162 261V262H161ZM191 261V262H190ZM199 261V262H198ZM201 261V262H200ZM213 261V262H212ZM215 261V262H214ZM236 261H238V258H237V260ZM236 261H232V262H230L229 261V263H231V264H233V262L236 264ZM248 261V262H247ZM100 262V263H99ZM127 262V263H126ZM153 262V263H152ZM225 262V263H224ZM241 263V262H240ZM244 263V264H245ZM55 264H57V263H55ZM238 264V263H237ZM242 264V263H241Z\"/></svg>", "mask_w": 264, "mask_h": 264}]
</instances>
